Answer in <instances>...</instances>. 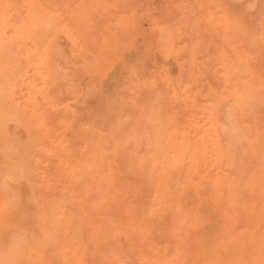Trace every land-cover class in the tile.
I'll list each match as a JSON object with an SVG mask.
<instances>
[{
  "label": "rangeland",
  "instance_id": "obj_1",
  "mask_svg": "<svg viewBox=\"0 0 264 264\" xmlns=\"http://www.w3.org/2000/svg\"><path fill=\"white\" fill-rule=\"evenodd\" d=\"M67 1H68L67 4H69V6H68L69 9L68 8L67 9L70 11L69 14L66 13V16H68V18H69L67 20V22L70 25L69 28L70 29L73 28L74 32L73 33H71V32L70 33H65V32H62V31H58L59 34H57V33L55 34L56 36L57 35L58 36L56 37L54 35V38L56 37L55 38V40L57 41L56 43L60 47L61 52H62L61 57L56 58L55 62H54V65L56 66L57 71H58L56 74H54L52 76V78L56 77L55 79H52L51 77L47 78L45 76L43 78L42 77L40 78V76L43 75L42 67H39L40 65H37L34 61H29L30 62L29 63V62H26V61L22 60V63H21V60L17 59L15 61L14 65H13L14 62H12V63L10 62L8 64H6V63L5 64L4 63L1 64L0 63V70H1L2 67H3L2 69H4V71L0 73V85H1L0 86V92H1L0 93V134H1L0 135V142H1L0 143V176H1V174H3V175L8 177L7 178L8 180L4 179V178L2 179L0 177V180H1L0 181V183H1L0 184L1 185L0 186V202L2 201L1 202L2 204L0 203V214L2 213L0 215L1 216V218H0V251L2 250V252H0V261L2 260V263L5 262L4 264H6V261H7V263L10 264V263H12L13 260H9V259H11L13 256H16L17 253L20 254V258L18 259L17 263H15V261H13L14 263H12V264H22L23 261H25V260L30 261L31 255L36 252V250L33 248V245L37 241H41V238H43L42 240L45 243V245L43 244L42 247L44 248L45 246H48L47 249L48 248L50 249L51 255H52V253L55 254L53 252V248L55 249L57 247V245L61 241L62 236L65 235V220H66V218L68 216L72 217V219H73L72 221H74V219H77L76 221L78 223L80 222V224H82L83 226L85 224L84 221L86 222V219L89 218L90 221H87L88 223H86L88 229L90 227L93 228L95 222H97V221H95L93 223L91 222V221H94V219H91V218H93L95 216L96 219L98 218V222H99V219H100L101 222H103L105 224V227L108 228L107 229V230H109L108 232H112V233H110V234L108 233L110 235V236L108 235L110 238L108 239V241L106 242L105 246L103 247L104 249L101 248L100 250L99 249L95 250V251L99 250L97 252L98 253V257H94L96 252L93 251L92 248H94V245H96V244H95L94 240L92 239V235L90 234L88 236L89 239L87 240L88 241L87 242V248H86L87 251L85 253V260H86L85 263L86 264H89V263L91 264L92 260L93 261L95 260V259L92 258V256L88 257V256H90V254L93 255L94 258H98L97 259L98 262H96L97 264H105L104 263L105 261H106V264H120V263H123V264H136V255H137V253L139 251L146 252L147 249L149 248V245H150L151 242H153L157 247L162 249V251L165 252L166 255L169 254V257H172V255H171L172 251L178 250V249H182L183 250V252H182L183 253V260H184L182 262V264H189L188 260H189V254H190L189 253V251H190V241L192 239V236H188L185 239L187 241L179 240V239H182V238L174 236L176 230L178 229V227H177L178 216H177V214H176L174 209L167 208V210H164L162 213H158V214H156V215H154L152 217H148L147 216V214L145 212H146L147 209H150V207H151L152 187H153V185L152 184H148L147 182L137 183L138 175L136 174V172H138V169H137L138 165L136 163L139 161V159H141L142 156H145L144 158L142 157V159H145V158L150 157L151 155H154L156 153L155 151H159L157 149H159L158 145H159L161 137H159L160 134L155 135L156 132L154 133V129H155L154 126H153L154 123L151 124V122H153L152 121L153 120L152 111H153L154 114L158 112L156 110H159L161 108H163L162 110L166 111L167 114H174L176 112L175 110H178V109H182V110L184 109V110H187V111H191L192 113L194 112L193 114L191 113L193 115V117H191V115L189 113H187L186 111H185L186 112L185 116H182L184 113H182V110H181L182 114L180 115V113H179V116H182L181 117L182 119L180 118L181 121L184 122L183 119L186 120V118H185V117H187L186 114H189L190 117L188 116V120L192 118L191 120L197 122L198 125H202V126H200L201 129H204V128L206 129V126L204 125L206 123V120L204 122V118H203V117H205V116H203L204 115L203 110L205 108H203V106L204 107L206 105L208 106V104L210 105V103H211L210 102L211 95H209L208 92H209V90H213V92H215L216 89L217 90H219L220 88L223 89L225 87V85H227V83L225 82L223 76H222L223 78H221L222 81L224 80L223 82L221 81L222 84H220L221 82L218 79L219 76L223 75V73L221 72L222 71L221 64H218V63H220V60H221L220 59V48H221V45H223L222 42H224V43L226 42L227 44H230V45L233 44L236 47V49H238L237 46L239 44L241 46V49L244 50L245 52H247L250 55L251 59H250L249 63L253 64V63L257 62V61H258V63H260V62H262V59H263V62H264V46H263L264 45V33L260 34V31L259 32L255 31L256 30L255 28L258 25L257 23H259L261 20H264V1L263 0H259V3H257L255 5L256 7L254 6L255 8H253V10H251L252 8L250 9L251 12H250V10L246 9L244 7V5H241V10L240 11L244 12V13H241L238 18H241V21L243 20L244 27L246 29H249L247 31V33L244 34V36L243 35L241 36L240 34L235 33V32H228V31L225 30V28L223 26V18H221L222 16H221V13L219 11L222 10V9L229 11V8L227 7L228 8L227 9L226 7H224V2L222 3L223 0H197V1L196 0H174V2H173V0H163V1L162 0H144V2L146 1L144 3V5H143V1L136 0V4H138V5L140 4L139 6L143 5V8L142 7L138 8V5H136V7L134 5V9L136 8L135 9L136 11L134 9L132 11L128 10V12H129L128 13V17H125V18H124V16H127L126 15L127 12L125 13V11H123L122 13H124V15L121 13L120 16L118 14V11L120 12V9H121L120 7H117V6H119L118 5V3H119L118 0H110V1H108V0H106V1L105 0H101L100 1L99 0L100 2L96 1V0H89V1L85 0L86 1L85 4H84V0H83V2L81 0H78V1L75 0L76 2L72 0L71 1L72 4H71L70 0H67ZM112 1H114V3ZM123 1H122V3H123ZM133 1L134 0H127V1L125 0L124 2L126 4L121 5V6H123V7L124 6H128L129 7V5H127V2L134 4ZM191 1H195L196 5H192V7L190 6V8H189L188 5L192 4ZM74 2H75L76 5L74 4ZM87 2H88V4H87ZM107 2H111V3H107ZM202 2H203V4H202ZM105 3L107 5V7L105 6ZM122 3H121V0H120V4H122ZM86 4L89 7L86 8V6H85ZM222 4H223V6H221ZM71 5H73V6L71 7ZM161 5H163V6H161ZM81 6H83V7H81ZM111 6H113V8H114V9L112 8L113 10L111 9L112 12L109 11ZM167 6L169 8H167ZM128 7H125V8L127 9ZM171 7L174 9V11H175L174 13H173V10L171 9ZM107 8H109V10ZM125 8H124V10H125ZM131 8H133V5H132V7L130 6V8H128V9H131ZM183 8H184V10H183ZM193 9H194V11H193ZM73 11H75V12H73ZM89 11H90L91 14L95 13V14H93L94 16L90 15ZM137 11H138V13H137ZM178 12H180V13H178ZM156 13H157V17H156ZM173 14H177V15L179 14V16L173 15ZM81 15H83V16H81ZM103 15H106V16H103ZM114 15H116L117 17L118 16L119 17L123 16V19L119 18V17L116 18V17H114ZM130 15H131V18H130ZM167 15H169L170 17L167 16ZM171 15H173L172 18H171ZM199 15L201 17L198 18ZM89 16L90 17L91 16L94 17V19L92 17L89 18ZM134 16H135V19H134ZM174 16H176L175 17L176 20H175ZM205 16H206V18H205ZM244 16L248 17L247 19H249L250 21L247 22L248 20L245 19ZM70 17L72 19H70ZM79 17H81V18H79ZM95 17H98V19H99V21L97 19L96 24L93 21V20H96ZM101 17H103L104 20H105L106 17H108V18H106V22H105L103 19H101L103 21L100 20ZM196 17H197L198 20L194 22V20H196L195 19ZM256 17H258L259 19L258 18L256 19ZM115 18H116V20H115ZM126 18H128L127 21H126L127 24L124 25L125 24L124 21L126 20ZM202 18H203L204 22H203ZM85 19H86L87 22L85 21ZM89 19H91V21H88ZM108 19L109 20L113 19V20L108 22ZM117 19L120 20V21H117ZM172 19L174 20V22H173ZM183 19H185V20L183 21ZM220 19H221V21H220ZM253 19L254 20L256 19V20L255 21H251ZM180 20H182L181 21L182 26L180 25ZM81 21H83L84 23L81 22ZM148 21H150V22H148ZM158 21H159V23H158ZM161 21H162V23H161ZM97 22H102L101 23L102 26L99 27ZM130 22H135V23H130ZM220 22H221V24H220ZM245 22L246 23H251L252 22V23L251 24H246ZM253 22L256 23V24H253ZM74 23H76L75 26H73ZM81 23H83V25H81ZM115 23L117 25H115ZM139 23H141V24H139ZM195 23H197L196 24L197 26H195ZM199 23H201V25ZM101 24H99V25H101ZM103 24H104V26H103ZM132 24H133V26H131ZM158 24H160L161 26H159ZM212 24H213V26H212ZM252 24L255 25V26L252 27ZM85 25H86V27H85ZM129 25L132 28L134 27V29L130 28V32L132 30L131 33H133V34L137 33V35H134V37L131 36V33L129 31H128V36L125 37V32H126V30H127ZM191 25H193V27ZM214 25H216V26L214 27ZM94 26H97V27H94ZM137 26H138V28H137ZM101 27H103V28L105 27V28L102 29ZM183 27H184V29L182 30ZM196 27H198V28L200 27L199 29H200L201 32L198 31L199 29L196 28ZM79 28H81V29H79ZM90 28H94V30L90 29ZM169 28L174 29L173 32H175L176 35H178V36H176L173 32H171L172 30L171 29L169 30ZM190 28L191 29L194 28L193 30L195 31L196 34H194V32L192 33L193 30H191ZM210 28L212 30H214V31L212 32V30ZM216 28H219L220 31H219V29L216 30ZM258 28H259V25H258ZM95 29L96 30L99 29L98 30L99 33ZM139 29H140V33L138 32ZM164 29H166V30H164ZM187 29L190 30V31L188 32ZM250 29H252L253 31L250 30ZM87 30L90 31V32L87 33ZM134 30H135L136 33L133 32ZM111 31H113L112 33H114V34H111ZM210 31L212 33H214V34H212L213 36L211 35ZM108 32H110V34L106 35ZM185 32H186V34H184ZM199 32L200 33H204V35H205V33L209 32L211 36L206 38L207 35L204 36L203 34H200ZM129 33H130V36H129ZM142 33H144V35ZM190 33L192 35H189ZM145 34H146L147 38L145 37ZM99 35H101V36L99 37ZM150 35L154 36V37H151ZM93 36H94V38H93ZM123 36H124V38H127L128 41H125L126 39H123ZM141 36H142V38H141ZM165 36H166V38H165ZM188 36H190L189 38H190L191 41L194 38H195L194 40H196V41L193 40V42H191L190 40H188ZM239 36H240V38H239ZM174 37H176V38H174ZM196 37H198V38L196 39ZM243 37H245V38L247 37L246 40L248 41L249 44H247V43L244 44L243 40L245 38H243ZM248 37H249V39H252L251 42L248 39ZM258 37H259V39H262V41H260L258 39ZM98 38H101V39H99L100 41L98 40ZM129 38L132 39L133 42H131L132 41L131 40L130 41L131 43H130L129 42V40H130ZM220 38H221V40H220ZM88 39H90V40L88 41ZM109 39L110 40L112 39V41H115V42H112V44L115 43V44H113V47H109L110 46L109 44H111L109 42L110 41ZM113 39H115V40H113ZM118 39H120V42L117 43L116 41H118ZM140 39H141V41H140ZM146 39H148V40H146ZM163 39H164V41H163ZM200 39H201V41H199ZM204 39H206V40H204ZM237 39H238V41H237ZM96 40H98V41H96ZM152 40L155 41V45L156 46L155 45L152 46L153 49L150 50L151 49V45H153V43H154ZM246 40H245V42H247ZM145 41H147V43H150V47L148 46L149 44L147 45ZM203 41H204V43H203ZM254 41H256L257 43H255ZM138 42L141 43L142 45L138 44ZM134 43H136V44H134ZM187 43L189 45L192 43L191 46L193 45L194 47L192 46L193 48L191 47V49L194 50V52L190 51L191 50L190 46L186 45ZM259 43H262V45L259 44ZM117 44H118V46L120 44L121 48L118 49V47L116 46ZM170 44H171V46H170ZM127 45H129V46L127 47ZM143 45H144V48L146 46H148L149 48L148 47L147 48L150 50V52H152V54H150L149 51L146 52L147 48L144 50L143 49ZM163 45L165 46L164 48H163ZM178 45H179V48H177ZM124 46H125V49H123ZM166 46H170V47L167 48ZM204 46H206V50L203 49V48H205ZM210 46L211 47L213 46V48H211ZM129 48L130 49L133 48L135 50V52L133 50H130ZM187 48L190 49V50H188V51H190V55L192 54L191 56L189 55L190 56L189 59L186 56ZM214 48L216 49V51L214 50ZM136 49H137V54H136ZM255 49H257L259 51H255ZM128 50H129V52H128ZM169 50H171V51H169ZM207 50L210 51V52L212 51L211 54H209V52ZM205 51H206V54L204 55ZM96 52H97V54H96ZM133 52H134V54H136V55H134L135 57H132L133 56ZM139 52H140V54H139ZM201 52H202V55H201ZM213 52H214V54H213ZM250 52H251V54H250ZM257 52H258V54H261V52H262L263 55L259 56L260 58H255L253 60V57H257L256 56ZM175 54H177V55H175ZM188 54H189V52H188ZM252 54H253V56H251ZM104 55L106 57H108V58H106ZM180 55L184 56V58L187 57V59L183 60V58ZM85 56L88 57V58L91 57L92 60L90 58L89 59L86 58ZM137 56H139V57H137ZM204 56H206V57H204ZM215 56H217V57H215ZM104 57H105V59H104ZM109 57L111 59H109ZM140 57H143V58H140ZM197 57H199V59L201 57H203L201 59L202 60L204 59V65H203V61L201 59L197 60ZM113 58L115 60L114 63H113V61H111V60H113ZM118 58H119V60H118ZM179 58H182V62H181V60ZM134 59H136L137 61H135ZM218 59H220V60L218 61ZM259 59H261V60H259ZM78 60H81V61H78ZM101 60L103 62H105V64L107 63L106 66L109 65L106 68L104 66V64H103L104 68L106 69L105 71H103L104 70L103 66L98 64V62H100ZM108 60H109V62H108ZM132 60H134V61H132ZM186 60H188L189 63H190L189 64L187 62V65H191V66L188 67L187 65H185L186 64ZM76 61H77L78 64L76 63ZM90 61H92V65L90 64L91 63ZM102 61H101V64H102ZM110 61H111V63H110ZM200 61H201V63H200ZM31 62H33L32 63L33 65L31 64ZM262 63H260V66L259 65L258 66L262 67L261 66ZM20 64H21V66H20ZM142 64H144V66ZM209 64H212L210 66L211 67L213 66V67L211 68L209 66ZM256 64L257 63H255V65ZM11 65L14 66L13 69H12V67H10ZM35 65H37V66H35ZM138 65H139V67H137ZM205 65H206V67H205ZM262 65L264 67V64H262ZM98 66L101 67V69L103 68L102 72H101V69H99L100 73H99V70H98V68H99ZM140 66L141 67L143 66V68L138 69V68H140ZM186 66L188 68H186ZM194 66H195V68H194ZM37 67H38V69L40 68L39 70H40L41 73L39 72ZM109 67H111V68H109ZM165 67L167 68V69H165L166 72L164 71ZM250 67L252 68V65L250 66V64H249V66H248V75L252 79L256 76V74L254 76L255 71H258V72L261 71V72L264 73V70H263L264 68L263 67L259 68L258 70H257L256 66H255V69H251ZM253 67H254V64H253ZM112 68H114V69H112ZM129 68L131 70H129ZM157 68H159L158 71H157ZM216 68H218V69H216ZM77 69H78V73L81 70L80 71L81 76H79L80 74L75 73V72H77ZM122 69H123V71H122ZM187 69H188V71L186 72ZM5 70H6V72H5ZM137 70H139L138 73H137ZM208 70H210V73L213 76H211V74L209 75V72L207 74H205V72L208 71ZM116 71H117V73H116ZM144 71H146V72H144ZM253 71H254V73H253ZM33 72L34 73L36 72V74H38L39 77L37 75L35 76V74ZM142 72H144L145 75ZM147 72H148V75H147ZM199 72H200V74H198ZM24 73H25V75H24ZM70 73H72V74L70 75ZM102 73H105L106 75L102 74ZM135 73H137L136 75L138 76V77L136 76V79L139 80L138 82L136 81L137 83H139L137 86H135L136 85V83H135L136 79L134 77ZM186 73H188V74H186ZM215 73H217V75ZM260 74L261 73H259L258 76L255 77L256 79L255 78H254V80L250 79V81L253 84L255 83V85L264 84L263 83L264 82V77L260 78L259 77ZM74 75L76 76V78H75ZM94 75H96V77H94ZM104 75H105L106 78H102V77H104ZM141 75H144V76L141 77ZM174 75H175V78L173 79ZM198 75H200V76H198ZM202 75H204V76H202ZM206 75H208L207 78H206ZM99 76H101V77H99ZM184 76L188 77V78H186L187 80L184 78ZM196 76H198V77H196ZM209 76L213 78V80H211V81H212V83L214 85L217 82V86L218 85H220V86L222 85V86L221 87L220 86L219 87H217V86L214 87L213 85L211 86V83L209 82ZM260 76H262V75H260ZM21 77L24 78V80ZM115 77H116V79H115ZM118 77H119V79H118ZM132 77L135 80L131 81L133 79ZM156 77H158V78H156ZM164 77H165V79L167 81L164 79ZM74 78L76 79L77 82H75L73 80ZM196 78H197V80H196ZM41 79H42V82L40 81ZM112 79H113L114 83H116V84L110 82V81H112ZM125 79H127V80H125ZM151 79H152V81H151ZM156 79L161 81L160 82L161 84L163 82L165 84H168L169 82H171V83L176 84V85H178V84L179 85H183L184 84V85H186L188 87L191 85L189 87L190 88L189 90L191 92L190 94H191L192 98H190L188 101L190 103L192 102V105H193L194 108H196V110L194 109V111H193V107L191 105L188 108L187 106H184L183 104L182 105L186 109L183 108V107L175 108V106L176 107L177 106H181L180 103H183V100H178L177 101L178 105H176V104L174 105L173 104V107H172L171 106L172 104H170L168 106L167 104L170 103L169 101L173 100L171 98V94H169V92H170L169 91L170 90L169 86L165 85L164 83H163L164 85L158 84L159 81H157ZM183 79H184L185 82L183 81ZM189 79H191V80H189ZM52 80H53V82H52ZM94 80H96V81H94ZM245 80H247V79L246 78L244 79V77L241 78V80L239 78H234L233 80H231L228 83V87L229 86H232V87L234 86V88L238 87L239 84L237 86V83H241V81H242V83H241V85H242L245 82ZM256 80H257V83L255 82ZM72 81H74V83ZM86 81H87V83H86ZM108 81L110 82V84H107V83H109ZM127 81H128V83H127ZM178 81H180V82L178 83ZM133 82L135 84H133ZM186 82H188V84ZM224 82H225V84H224ZM234 82H236V83H234ZM97 83H99V84H97ZM123 83H124V85L122 86L123 88H121V85ZM151 83H152V85H151ZM189 83H190V85H189ZM18 84H20L19 85L20 88H19ZM207 84H209V85L207 86ZM63 85H65V86H63ZM95 85H97V87ZM103 85H105V86H103ZM109 85H111V86H109ZM113 85H114V87H112ZM144 85H146L147 87L144 86ZM193 85H194V88H193ZM40 86H42L43 89ZM88 86H89V88H87ZM106 86L108 87L109 90L106 88ZM133 86H135V87H133ZM138 86H140V87H138ZM164 86H165V88H164ZM260 86H259V88L258 87H255V88L257 89V91H258V93L260 95V98H261L260 103H258L259 106H261L260 107V109H261L262 107L264 108V98H263L264 97V92H263L264 91V87H263L264 85H262L261 87ZM36 87H37L38 90L36 89ZM103 87H105V89ZM262 87H263V89H262ZM54 88L55 89L58 88L57 89L58 91H56ZM134 88H135V90H136V88H138V91L140 93H142L141 95H139L141 97V100L138 99L139 101L137 100V98L139 96L135 93V92L138 93V91L137 90L135 91ZM160 88H164V90L166 89V92H164V96L162 95L163 92L159 93L161 91ZM39 89L40 90L42 89L41 91H43V92L41 93V91ZM61 89L64 92L63 91L61 92ZM110 89H111L112 92L110 91ZM140 89H141V91H140ZM24 90H27L28 92H25ZM157 90H159V91H157ZM164 90L162 89V91H164ZM223 90H220V91H223ZM2 91H4V92L2 93ZM49 91L54 92V94L49 92ZM55 91H56L57 94H59V96L60 95L61 96L57 98L55 96V95H57V94H55ZM152 91H155V92H152ZM220 91H219V94L221 93ZM105 92H107L108 94L107 93L104 94ZM61 93L64 94L63 96H65V98H62V94ZM101 93L104 94L103 96L105 98L102 96ZM193 93L197 94V96L194 95ZM215 93H218V91L215 92ZM28 94H29V96H28ZM52 94H53V97H52ZM132 94H133L134 98L133 97L129 98L128 95L131 96ZM149 94H150V96H149ZM152 94H153V96H155V98H153ZM167 94L170 96L171 100L167 99L168 96H166L167 98L165 97V95H167ZM111 95H112V98H110ZM117 95H120L121 97H119ZM158 95H159V97L157 98ZM113 96L114 97L116 96V98L113 99L114 98ZM160 96L162 97V99L160 98ZM66 97H67V100H66ZM117 97L121 98V99H118ZM147 97L148 98L150 97L149 99L151 101H149V99ZM163 97L165 99L169 100V101L166 100V102H168L167 104L165 102V99L163 100ZM195 97L198 98V99H196ZM60 98H62L63 100L65 99V101H64L65 103L62 102V104H63L62 106H61V101L57 100V99H60ZM144 98H147V99H144ZM156 98L159 99V100H157ZM109 99H112V100H110V102H112V103H113V100L118 99V100L114 101V103L117 105V107L121 106V107H119V109H121L123 113L118 111V108L116 107V105L114 103L113 104L110 103V102L108 103ZM119 100H121V101H119ZM153 100H155V102ZM156 100H157V102H156ZM198 100H199V102H198ZM202 100H203V102H202ZM80 101L83 104H80L81 103ZM118 101L120 103H118ZM146 101L147 102L149 101V102H152V103L150 104L148 102L149 104H147ZM162 101L165 102V104L161 103ZM59 102H60V104H59ZM77 102H78V104H76ZM141 102H143V103L140 104ZM144 102H146V103L144 104ZM175 102H174V100H173V102L171 101V103H175ZM189 102H188V104H189ZM208 102H210V103H208ZM25 103H27V105ZM107 103L111 104V105H108ZM106 104L108 106V109H106L107 107H105ZM128 104H129V106H127ZM132 104H133V106H132ZM156 104L159 106V108H157V109H156V107H157ZM159 104L163 105V106H160ZM198 104H200L201 106L199 105V107H198ZM76 105H79V106H76ZM124 105H125V107H124ZM148 105H152V106L154 105V107L152 108V106H148ZM111 106H113L112 109H111ZM131 106H132V108H131ZM134 106H136V107H134ZM139 106H142V108H139ZM5 107H7V108H5ZM126 107L129 108V109H127ZM168 107H169V109L171 108V110L167 109ZM191 107H192V109H190ZM200 107H201L202 110L200 109ZM256 107H254V108L251 107L250 112L246 113L243 116V120H244L245 123H247L248 126H252V124L254 122H256V123L259 122V124H261L262 122L264 123V120L261 121V123H260V120H261L260 118L261 117L258 118L259 115L256 114L255 112H253V111L256 110ZM101 108L106 113L102 112ZM137 108H138V110L139 109H141V110L140 111L137 110L138 112H136V111L133 112L134 116H132V114H131L132 110H135ZM111 110H112V112H111ZM125 110H127V112H125ZM167 110L171 111V113L167 112ZM261 110H263V109H261ZM93 111L96 114V116H93V114H92ZM96 111H98V112H96ZM172 112H174V113H172ZM177 112H180V111L178 110ZM97 113H98V117H97ZM111 113H113L112 117H115V118L118 115L117 116L118 117L117 121H116L115 118H112L111 116H109V115H112ZM134 113L138 114V115H135ZM143 113H145V115ZM198 113H199V116H198ZM252 113H254V114H252ZM262 113L260 111L259 114L263 116L264 115V110L262 111ZM102 114H103V116H102ZM177 114L178 113H176V115ZM104 115H108V118H107V116L104 117ZM143 115H144V119L146 118L147 121H148V119L149 120L152 119V120L148 121L149 125H147L146 119L144 120L142 118ZM89 116L93 117V120ZM100 116H102V117H100ZM135 116L136 117L139 116V118L141 120H139L138 117H137V119H138L137 120ZM179 116H177L178 119H179ZM194 116H196V118H194ZM85 117H89V118H85ZM110 117H111L112 120L110 119ZM201 118H203V119H201ZM249 118H253V119L252 120H248ZM106 119H107V121H105ZM108 119H110L111 122H108L109 121ZM113 119H114V122H113ZM130 119L132 121H130ZM142 119L144 120V122L146 123L145 125H147V126H145V125L142 126L143 125ZM200 119H201V121H200ZM96 121H98V122H96ZM67 123H71V124L74 123L73 126L77 124V126H76L77 128L76 129L75 128H70L69 129V127H71L69 125H71V124H67ZM112 123H113V125H112ZM138 123H139V126H137ZM114 124H118V125L115 126ZM135 124H136L137 128H136V131L134 132V129L130 128V127H134ZM112 126L113 127L115 126L116 128L114 127L112 129ZM127 126L131 130L130 129L128 130L126 128ZM152 126H153L154 129L152 128ZM85 127H91V128H93L96 131V134H97V137L95 136L96 139L99 137V133H101V135L102 134L105 135L106 138L108 137L110 139V141L114 138L112 140V142L114 141L113 142L114 144L112 143L113 146L111 145V143L109 142V139L107 138V146L105 148V155H106L105 159L106 160L105 161H101L99 163L100 164L99 165V171L100 172L98 171V173H95L94 176L91 175L89 177H86V176L84 177V176H79V175L78 176L71 175V174H69V170H68V166H67L68 165V160H69L67 158L68 155H71L70 159L72 160V157H74L73 155H76V156L81 155L80 152H82L83 149H84L82 143H83L85 138L82 140L80 137H77L78 139L76 141L75 135L76 136H79V135L81 136V133H83V135L81 136V137H83L85 135V133H84V128ZM146 127H148V128H146ZM149 127L152 130L151 133H150ZM73 129H75L76 131H74ZM77 129L79 131H77ZM111 129L114 130V131H112ZM146 129H148L149 132ZM141 130H144V132L141 131ZM262 130L264 132L263 125H262ZM63 131H65L66 134L63 133V135H62ZM14 132H15V134H14ZM140 132L142 133L143 136L140 134ZM146 132H148L150 134H148ZM152 132H153V134L155 136H158V137H156L157 141L154 139L155 136L151 137L152 136ZM11 133L13 134V140L14 141L11 140L12 139V134ZM136 133H138V135H136ZM139 135H141V136H139ZM70 136H72V137L74 136V137L72 138ZM60 137H62V138H60ZM119 137H120V139H119ZM122 137H123V139H122ZM8 138H10V139H8ZM17 138L20 139V140H16ZM149 138H150V140H149ZM117 139L122 140V141L118 140L117 141L118 144L121 143V144L125 145L129 141L130 143H128V144L131 145V142H132L135 145L133 146V144H132L133 149L128 144H126L125 147L123 145H120L122 147H120V146L119 147L118 146L114 147V145H117L115 143ZM153 139H154V141H153ZM74 140L76 141V144L74 143L75 144L74 146L69 147L70 144H71V141L73 142ZM126 140H128V141H126ZM132 140H134L135 142L132 141ZM64 141H65V143H64ZM263 141H264V138H263ZM122 142H124V143H122ZM139 142L140 143L145 142L146 144L142 143L143 144L142 145ZM148 142H151V143L149 144ZM153 142H154V144L152 145ZM60 144H62V145H60ZM136 144H138L140 146H138V145L136 146ZM76 145L78 146V148H77ZM141 145H142V147H141ZM149 145H150V147H149ZM16 146H18V147H16ZM80 146H82V148ZM129 146H130L131 149H130V151H127V150H129L127 148ZM147 146L149 147V149H151V148L154 149V151L146 149ZM153 146H155V148L156 147L157 148L155 149ZM68 147L69 148H73L74 147L73 151H78L77 153H79V154H77L76 152H75L76 154L72 153L73 151H71V149L69 150ZM109 147L110 148L113 147V148L110 149ZM10 148H12V150L13 149L14 150L12 151ZM75 148L77 150H75ZM107 148L109 149L110 152H108ZM121 148H123L122 150H125V148H126L127 152H125V151H119L118 152L117 150H114V149L120 150ZM142 148H145L146 150L144 151V149H142ZM112 149L115 151L114 153H113ZM134 151H135V153H134ZM143 151L145 153L148 152L147 154H149V153L150 154L146 157L147 154H144V155L141 154V153H143ZM262 151H264V147L262 148ZM120 152H122V154ZM70 153H72V154H70ZM110 153H111V158L112 159L109 158L110 157ZM132 153H133V156L131 155ZM10 154H12V155L10 156ZM244 154L247 157L244 156ZM248 154H250V156ZM261 154H263V152H261ZM65 155H66V157H64ZM108 155H109V157H108ZM136 155L137 156L138 155H140V156L142 155V156L141 157L138 156V158H136L137 157ZM263 155H262V158H261L260 156H257L254 153L252 154L249 151L247 152V149H245V147H242V146H241V151L238 150V154H237L238 157L236 158L237 161H236V165L235 166H237L238 172L240 171V168H241V171L243 169L244 172L243 171H242L243 173L239 172V174H241L242 177L245 176L243 178V179H245L244 182L247 181L249 178H255L254 180L258 181L259 183H263V181H264L263 179L264 178L262 176H263L264 169L262 167H261L262 169L259 168V166H263L264 167V156ZM76 156L73 159L74 162L78 160V157H76ZM118 156H120L122 158V161H119V159L117 160ZM242 157H243L244 160L241 159ZM64 158L67 160V162L65 161ZM247 158H249V159H247ZM255 159H256V161L258 160V162H255ZM71 160H70V162H73V160L72 161ZM107 160L108 161L111 160L112 164L115 165V166L113 165V173H112V179L114 180L113 183L116 181V183L117 182L119 183V187H121L123 185L124 187L128 188L127 192L129 190L132 191L133 188H136V192L137 191L138 192L135 193L136 195L133 193V195L135 196V199L132 198V196H130L131 197L130 198L129 195H128V196L120 199L119 201H115V200H112L111 196L107 195L108 188L104 187L107 184V180H109V178L107 176V174H108V166H107L108 163H107ZM131 160H133L132 163H129V162H131ZM134 161H135V163H134ZM119 162H120V165H119ZM126 162L128 163L129 167L127 166V164H125ZM253 162L254 163H258V164L262 163V164H260L259 166L256 164L258 166V167H256V166H254L255 164H253ZM250 163L253 165V167L250 165L252 170L256 169L254 172L257 171L258 174L257 173L256 174L259 175L260 178H257L256 177L257 175L253 171H252L253 173L250 172V174H252L253 176L255 175L254 177H251L252 175H250L249 172L248 173L246 172L245 166L248 167ZM1 164H2V166H1ZM4 164H5V167H7V169L4 167ZM7 164H8V166H7ZM131 164H132L133 167L131 166ZM242 164H244V166H242ZM135 165H137V166H135ZM101 170H102V172H101ZM104 170H105V172H104ZM231 170H233L232 167H231ZM231 170H229V172ZM248 171H251V169L250 170L248 169ZM134 172H135V176H136V181H135ZM245 172L247 174H245ZM261 172H262V174H261ZM243 174H244V176H243ZM243 179H241V182L243 181ZM259 179H260V181H259ZM81 180L84 181V182H82ZM85 180H87V181H85ZM96 180L98 181L97 183L95 182ZM90 182H91V184H90ZM19 183H20L21 186L19 185ZM79 183L82 184V187H80L81 185ZM118 183H117V186H118ZM89 184H90V186H92L94 184L92 187H95L96 189L90 187ZM2 185L3 186L4 185H6V186L8 185V186L7 187L4 186V187H6V189H5ZM75 185H76V187H75L76 190L73 188ZM102 185H104V186H102ZM68 186H70L72 189L69 188ZM77 186L79 187L80 190H78ZM244 186L242 187L243 189H242L241 196H239L237 199H234L232 202H224L223 207L225 206L226 208H225V210L223 208V211L225 213H227L228 215H231V213L228 212L229 210H231V212H233V211L236 210V208L237 209L239 208L238 205L240 204V201H242L241 199H242L243 196L247 197V199H250V197H248V196H251L252 199H254V200L257 199V201L262 196H264V195H260L262 192L261 193H257L255 191L257 194H259L258 195L259 198L258 197L256 198L255 196H257V195L253 194L255 192L252 189V187H249V186H245L244 187ZM100 188L104 189V191H102V189H100ZM207 189H208V192L205 191ZM249 189H250V191H249ZM5 190H8V191H5ZM203 190H204L203 192H206L207 195L209 196L208 197L205 194L204 198L206 199L207 202L209 201V204L211 206V203L213 202V196H210V195H212L211 191H210V186L209 185H204ZM251 190H253V191H251ZM75 191L76 192L79 191V192L76 193ZM190 191H192V190H190ZM102 193H104V198L99 199L100 195ZM9 194H10L11 197L9 196ZM187 194H189V195L191 194V193H189V190L186 192V198L191 200V197L193 196L192 195L193 193L190 195L191 197L189 195H187ZM262 194H264V193H262ZM81 195H82L83 198H81ZM86 195L91 196L90 197V199L92 200L91 202H89L90 200L88 201L87 198H89V197H86ZM27 197H28V200H27ZM10 198H12V199L14 198V199L10 200ZM84 198H86L87 200H85ZM57 199H59V200H57ZM190 200H188V201H190ZM192 200H194V199L192 198ZM56 201H58V202H56ZM74 201H75V203H74ZM236 201H238V202H236ZM257 201H255V202L253 201L254 205L257 203ZM31 202L34 203V204H32ZM84 202L85 203L89 202L86 205L88 206L87 208H90L88 210L89 211L91 210L90 215H89V211L87 212L86 211L87 210L86 207H84L85 206ZM186 202H187V199H186ZM80 203L83 205L84 209H86L85 211L88 214H86V212L83 210V207L81 208V206L79 205ZM26 204H28L30 206H28ZM243 204H244V202L242 201V205ZM17 207L19 209H17ZM74 208L77 209V211H75ZM78 208H80V210ZM227 208H228V211L226 210ZM8 209H9V211H8ZM16 209H17V212H16ZM74 211L78 212L79 214L75 213ZM263 211H264V209H263ZM84 212H85V214H84ZM243 212H244V210H243ZM243 212H240L239 213V217L236 219V223L234 225V227L236 229L233 227V229L231 231V228H227L228 227L227 223L222 218L220 219V221L218 223L219 225H217L218 227L216 228V233L214 235V240H216L217 243H221L220 245L223 246L221 248L222 249L221 253H223V255L226 254V252H227V250L229 248V247L228 248H226V247L229 245L228 242H229V239L232 237V235L237 237V238L234 237L232 239H235L236 241L241 240L240 243L241 242L244 243L243 241H245V239H246L245 242L248 241L247 236H249V233L251 231H253V230L256 231L258 229L256 226L255 227L252 226V224H253L252 222L250 224V221L247 218V214L245 215L246 212L244 214H243ZM92 213H93V217H92ZM31 214H33V216ZM240 214L244 215L247 218V220H246L247 222H245L246 218H244L243 216L241 217ZM14 215H16V216H14ZM25 215H26V217H25ZM83 215H86V216L83 218ZM2 216L5 218V220H4V218ZM12 216L14 218H11ZM129 216H134V218L137 217V219L139 218L138 220L141 221L143 223V225L146 226L145 228L146 229L148 228L147 230L149 231V233H148L146 238H144V239L139 238V241H137L138 238L135 237L134 239H136V240L130 241L131 243L130 242L126 243V239L121 238L122 236H118L117 235L118 233H120V231H118V230L122 228V223L125 222L129 218ZM9 217H10V219H9ZM15 217H16L17 220L15 219ZM240 217L243 218L242 221H241ZM2 218H3L4 221L1 220ZM24 218H26V219H24ZM42 218H43V222H42ZM11 220L12 221L14 220L13 221L14 223ZM238 220H240L241 222L239 221V223H238ZM3 222L5 224H8V225H5ZM89 222L92 224L91 226L89 225ZM248 222H249V224H248ZM16 223H18V224H16ZM43 223H44V225H42ZM236 224H237V227H236ZM254 224H255V222H254ZM53 226H54V228H53ZM225 226H227V227H225ZM250 227H252V228L250 229ZM9 229L11 230V232H10ZM28 229H29V231H28ZM36 229H37V231H35ZM55 229H57V230H55ZM17 230H18V232H17ZM31 230H33V231H31ZM223 230H224V232H225V230H228L226 232H229V233H223ZM12 231H14V232H12ZM45 233L49 237L48 236L46 237ZM14 234H15L16 237L14 236ZM28 234H30V235H28ZM227 234H229L228 237L226 236ZM45 237H46V239H44ZM218 237L219 238L222 237V238L219 239ZM223 237H226V239H224ZM38 238H39V240H38ZM51 238H53L52 241H54V242H51V240H50ZM175 238H178V240L175 239ZM31 239H33V240H31ZM21 240H22V243H20ZM15 241H17V242H15ZM48 241H49L48 244H52V243L54 244L55 242H56V244L50 246V245L47 244ZM11 242H14V243H12L13 246L11 245ZM16 243H19L21 246L19 245L18 248L14 247ZM121 243H122V248L121 249H123V250H121L118 247V246H121L120 245ZM191 244H192V242H191ZM89 247L90 248L92 247L91 251H90ZM12 248L14 249L16 254H15V252H13ZM43 248H42V250L44 252H47V250L43 249ZM119 249L121 251H119ZM115 250H116V253H114ZM117 251H118V253H117ZM224 251H225V253H224ZM4 253L6 255L5 257H3ZM50 253H49V251L47 252L48 255H50ZM209 253L213 255L212 249L209 250ZM115 254H119L118 259L121 258V257L123 259L121 261H119L116 258ZM1 255H3V256H1ZM7 255H9V256L7 257ZM10 255H12V256L10 257ZM96 256H97V254H96ZM202 261L203 260H201V262ZM208 261L209 260H204L203 263L204 264H208ZM212 261L213 260L209 261V264ZM201 262H199V263H201ZM0 264H1V262H0Z\"/></svg>",
  "mask_w": 264,
  "mask_h": 264
},
{
  "label": "bare ground",
  "instance_id": "obj_2",
  "mask_svg": "<svg viewBox=\"0 0 264 264\" xmlns=\"http://www.w3.org/2000/svg\"><path fill=\"white\" fill-rule=\"evenodd\" d=\"M72 0H70V2H71ZM73 1H75V0H73ZM76 1H78V0H76ZM75 1V2H76ZM82 2H83V0H81ZM89 1V0H88ZM96 1H99V0H96ZM101 1V0H100ZM99 1V2H100ZM106 1V0H105ZM108 1H110V0H108ZM122 1L123 0H121V3H122ZM125 1V0H124ZM123 1V3L122 4H120V0H118V5L119 6H117V7H120L121 9H120V12L118 11V14H119V16H120V14L123 12V11H125V13H126V15L127 16H124V18L125 17H128V10L129 11H132L133 9H134V5H135V7H136V5H138V4H136V0H134L133 2H134V4H132V3H129V2H127V5H129V7L128 6H121V5H124V4H126L125 2ZM127 1V0H126ZM141 1H143V5H144V3L146 2H144V0H141ZM163 1V0H162ZM197 1V0H196ZM264 1V0H263ZM75 2H74V4H75ZM113 3H114V1H112ZM140 2V1H139ZM173 2H174V0H173ZM192 2V4L191 5H188L189 6V8H190V6L192 7V5H196V3H195V1H191ZM194 2V3H193ZM224 2V7H228L229 8V11L228 10H224V9H222V10H220L219 12L221 13V18H223V26H224V28H225V30L226 31H228V32H235V33H238V34H240L241 36L243 35L244 36V34H246L247 33V31L249 30V29H246L245 27H244V25H243V20L241 21V18H238L239 17V15L241 14V13H244V12H241L240 10H241V5H244V7L246 8V9H248V10H250L251 8V10H253V8H255L256 6V4L257 3H259V0H223L222 1V3ZM68 3V1L67 0H0V63L1 64H8V63H12V62H14L13 63V65L15 64V61L18 59V60H21V63H22V60H24V61H26V62H29V61H34L37 65H40L39 67H42V73H43V75H41L40 76V78L42 77H51L52 78V76L54 75V74H56L58 71H57V68H56V66L54 65V62H55V59L56 58H59V57H61V54H62V52H61V49H60V47L57 45V41L55 40V38L58 36H56L55 34L57 33V34H59L58 33V31H62V32H65V33H73L74 32V30H73V28H69V24H68V22H67V20L69 19L68 18V16H66V13H68L69 14V8H68V6H69V4H67ZM86 3V1L84 0V4ZM107 3H111V2H107ZM138 3V2H137ZM164 3V2H163ZM71 4H72V2H71ZM87 4H88V2H87ZM87 4L85 5L86 6V8L87 7H89V6H87ZM116 4V3H115ZM165 4V3H164ZM163 4V5H164ZM170 4V3H169ZM202 4H203V2H202ZM76 5V4H75ZM132 5H133V8H131V9H128V8H130V6L132 7ZM140 5V4H139ZM138 5V8L140 7H142L143 8V5L142 6H139ZM150 5V4H149ZM163 5H161V6H163ZM187 5V4H186ZM198 5V4H197ZM263 5V4H262ZM62 6V7H61ZM73 5H71V7H72ZM91 6V5H90ZM100 6V5H99ZM105 6L107 7V5H106V3H105ZM151 6V5H150ZM171 6V5H170ZM221 6H223V4L221 5ZM255 6V7H254ZM79 7V6H78ZM81 7H83V6H81ZM92 7V6H91ZM96 7V6H95ZM103 7V6H102ZM125 7H128L127 9L125 8ZM68 8V9H67ZM85 8V7H84ZM83 8V9H84ZM113 8V6H111V8H110V10H109V8H107L109 11H111L112 12V10L114 9H112ZM124 8H125V10H124ZM145 8V7H144ZM163 8V7H162ZM167 8H169L168 6H167ZM227 8V9H228ZM82 9V8H81ZM93 9V8H92ZM105 9V8H104ZM112 9V10H111ZM136 9V8H135ZM134 9V10H135ZM165 9V8H164ZM171 9L173 10V13L175 12L174 11V9L171 7ZM196 9V8H195ZM94 10V9H93ZM99 10V9H98ZM127 10V11H126ZM140 10V9H139ZM144 10V9H143ZM183 10H184V8H183ZM244 10V9H243ZM251 10H250V12H251ZM102 11V10H101ZM136 11V10H135ZM134 11V12H135ZM151 11V10H150ZM179 11V10H178ZM193 11H194V9H193ZM73 12H75V11H73ZM85 12V11H84ZM83 12V13H84ZM114 12V11H113ZM144 12V11H143ZM158 12V11H157ZM181 12V11H180ZM180 12H178V13H180ZM216 12V11H215ZM101 13V12H100ZM103 13V12H102ZM132 13V12H131ZM130 13V14H131ZM137 13H138V11H137ZM167 13V12H166ZM193 13V12H192ZM206 13V12H205ZM67 14V15H68ZM89 14L90 15H93V14H95V13H93V14H91L90 13V11H89ZM112 14V13H111ZM117 14V15H118ZM123 15H124V13H122ZM159 14V13H158ZM165 14V13H164ZM202 14V13H201ZM215 14V13H214ZM97 15V14H96ZM99 15V14H98ZM136 15V14H135ZM141 15V14H140ZM160 15V14H159ZM166 15V14H165ZM173 15H177V14H173ZM173 15H171V18H172V16ZM203 15V14H202ZM81 16H83V15H81ZM94 16V15H93ZM103 16H106V15H103ZM109 16V15H108ZM118 16V17H119ZM163 16V15H162ZM167 16H169V15H167ZM177 16H179V14L177 15ZM216 16V15H215ZM220 16V15H219ZM92 17V16H91ZM90 16H89V18H91ZM114 17H116V18H118L116 15H114ZM156 17H157V13H156ZM170 17V16H169ZM176 16H174V18H175ZM185 17V16H184ZM199 17H201L200 15L198 16V18ZM245 17V19H247L248 17H246V16H244ZM79 18H81V17H79ZM93 19H94V17H92ZM106 18H108V17H106ZM106 18H105V20L103 19V17H101L100 18V20L101 19H103L105 22H106ZM111 18V17H110ZM116 18H115V20H116ZM119 18H122L123 19V16L122 17H119ZM130 18H131V15H130ZM141 18V17H140ZM168 18V17H167ZM191 18V17H190ZM205 18H206V16H205ZM216 18V17H215ZM258 17H256V19H257ZM70 19H72L71 17H70ZM84 19V18H83ZM95 19L96 20H93L94 22H95V24H96V21H97V19H98V17H95ZM127 19L128 18H126V20L124 21L125 22V24L124 25H126L127 23H126V21H127ZM134 19H135V16H134ZM133 19V20H134ZM164 19V18H163ZM196 20H194V22L195 21H197L198 19H197V17L195 18ZM212 19V18H211ZM255 19V20H256ZM259 19V18H258ZM78 20V19H77ZM103 20H101V21H103ZM111 20H113V19H111ZM111 20H109L108 19V22L109 21H111ZM132 20V21H133ZM159 20V19H158ZM173 20V19H172ZM175 20H176V18H175ZM185 19H183V21H184ZM202 20H203V18H202ZM248 21L247 22H249L250 20L249 19H247ZM254 19L253 20H251V21H255ZM85 21H86V19H85ZM88 21H91V19H89ZM98 21H99V19H98ZM117 21H120V20H118L117 19ZM122 21V20H121ZM181 21L182 20H180V25L182 26V24H181ZM188 21V20H187ZM220 21H221V19H220ZM246 21V20H245ZM72 22V21H71ZM70 22V23H71ZM77 22V21H76ZM81 22H83V21H81ZM87 22V21H86ZM148 22H150V21H148ZM168 22V21H167ZM166 22V23H167ZM171 22V21H170ZM173 22H174V20H173ZM179 22V21H178ZM193 22V23H194ZM203 22H204V20H203ZM84 23V22H83ZM83 23H81V25H83ZM98 23V26L100 27V26H102V22H97ZM114 23V22H113ZM119 23V22H118ZM130 23H135V22H130ZM158 23H159V21H158ZM161 23H162V21H161ZM184 23V22H183ZM187 23V22H186ZM206 23V22H205ZM211 23V22H210ZM219 23V22H218ZM246 23V22H245ZM252 23V22H251ZM251 23H246V24H251ZM88 24V23H87ZM99 24H101V25H99ZM139 24H141V23H139ZM179 24V23H178ZM192 24V23H191ZM197 23H195V26H197L196 25ZM200 25H201V23H199ZM220 24H221V22H220ZM219 24V25H220ZM253 24H256V23H254L253 22ZM252 24V27H254L255 25H253ZM258 25H259V28H258V25L256 26V32L258 31H260V34L261 33H264V20H261L259 23H257ZM73 25V24H72ZM71 25V26H72ZM76 25V23H74V25L73 26H75ZM91 25V24H90ZM107 25V24H106ZM115 25H117L116 23H115ZM159 26H161L160 24H158ZM186 25V24H185ZM203 25V24H202ZM72 26V27H73ZM103 26H104V24H103ZM121 26V25H120ZM131 26H133V24L131 25ZM136 26V25H135ZM139 26V25H138ZM138 26H137V28H138ZM142 26V25H141ZM140 26V27H141ZM192 27H193V25H191ZM194 26V27H195ZM212 26H213V24H212ZM216 25H214V27H215ZM247 26V25H246ZM251 26V25H250ZM80 27V26H79ZM83 27V26H82ZM85 27H86V25H85ZM94 27H97V26H94ZM149 27V26H148ZM165 27V26H164ZM163 27V28H164ZM220 27V26H219ZM248 27V26H247ZM102 29H104L103 27H101ZM100 28V29H101ZM107 28V27H106ZM130 28L131 29H134V27L132 28V27H130V25L128 26V28H127V30H126V32H125V37H127L128 36V31L130 32ZM136 28V27H135ZM196 28H198V27H196ZM200 28V27H199ZM198 28V29H199ZM212 28V27H211ZM210 28V29H211ZM79 29H81V28H79ZM84 29V28H83ZM90 29H93L94 30V28H90ZM89 29V30H90ZM101 29V30H102ZM171 28H169V30H170ZM184 29V27L182 28V30ZM191 29V28H190ZM194 29V28H193ZM193 29H191V30H193ZM217 29H219V28H216V30ZM76 30V29H75ZM85 30V29H84ZM96 30V29H95ZM99 30V29H98ZM98 30H96L97 32H98ZM112 30V29H111ZM164 30H166V29H164ZM172 31L171 32H173V30L174 29H171ZM188 30V29H187ZM196 30V29H195ZM212 30V29H211ZM250 30H252V29H250ZM103 31V30H102ZM108 31V30H107ZM138 31V30H137ZM162 31V30H161ZM168 31V30H167ZM181 31V30H180ZM190 30H188V32H189ZM197 31V30H196ZM198 31H200V29L198 30ZM214 30H212V32H213ZM219 31H220V29H219ZM253 31V30H252ZM85 32V31H84ZM88 32H90V31H88L87 30V33ZM113 31H111V34H114V33H112ZM131 32H132V30H131ZM130 32V33H131ZM134 33H136L135 32V30L133 31ZM139 33H140V29H139V31H138ZM194 32V34H196L195 33V31L193 30L192 31V33ZM201 32V31H200ZM199 32V33H200ZM211 31H210V33H211V35L212 34H214V33H212ZM251 32V31H250ZM92 33V32H91ZM99 33V32H98ZM104 33V32H103ZM102 33V34H103ZM127 33V34H126ZM130 33H129V36H130ZM175 35H176V33L175 32H173ZM209 33V32H208ZM208 33H205V35H204V33H200V34H203L204 36H206L207 35V37L206 38H208L209 36H211L210 35V33L208 34ZM62 34V33H61ZM79 34V33H78ZM84 34V33H83ZM93 34V33H92ZM108 34H110V32H108L106 35H108ZM143 35H144V33H142ZM166 34V33H165ZM184 34H186V32L184 33ZM193 34V35H194ZM249 34V33H248ZM54 35L56 36L55 38H54ZM82 35V34H81ZM94 35V34H93ZM105 35V34H104ZM134 35H137V33L136 34H133V33H131V36L132 37H134ZM154 35V34H153ZM171 35V34H170ZM189 35H192L191 33L189 34ZM220 35V34H219ZM236 35V34H235ZM101 35H99V37H100ZM151 36V35H150ZM176 36H178V35H176ZM198 36V35H197ZM200 36V35H199ZM213 36V35H212ZM92 37V36H91ZM145 37H146V34H145ZM151 37H154V36H151ZM181 37V36H180ZM190 36H188V40H190V38H189ZM193 37V36H192ZM201 37V36H200ZM220 37V36H219ZM256 37V36H255ZM93 38H94V36H93ZM136 38V37H135ZM141 38H142V36H141ZM147 38V37H146ZM161 38V37H160ZM165 38H166V36H165ZM174 38H176V37H174ZM198 37H196V39H197ZM213 38V37H212ZM227 38V37H226ZM239 38H240V36H239ZM238 38V39H239ZM243 38H245V37H243ZM247 38V37H246ZM246 38L243 40L244 41V44L245 43H247V44H249L248 43V41L246 40ZM251 38V37H250ZM99 39H101V38H98V40ZM122 39V38H121ZM123 39H126L125 41H128V39L127 38H124V36H123ZM130 39V38H129ZM162 39V38H161ZM192 39V38H191ZM195 39V38H194ZM194 39H192V41L191 42H193V40ZM238 39H237V41H238ZM248 39H249V37H248ZM258 39H259V37H258ZM257 39V40H258ZM90 39H88V41H89ZM98 40H96V41H98ZM104 40V39H103ZM110 40V39H109ZM113 40H115V39H113ZM132 39H130L129 40V42L131 41ZM135 40V39H134ZM146 40H148V39H146ZM150 40V39H149ZM155 40V39H154ZM172 40V39H171ZM204 40H206V39H204ZM220 40H221V38H220ZM240 40V39H239ZM245 40L247 41V42H245ZM250 40V42H251V40L252 39H249ZM260 41H262V39H259ZM100 41V40H99ZM124 41V42H125ZM140 41H141V39H140ZM153 41V40H152ZM163 41H164V39H163ZM194 41H196V40H194ZM199 41H201V39L199 40ZM242 41V42H243ZM111 44H109L110 46L109 47H113V44H115V43H113L112 44V42H115V41H112V39L109 41ZM117 43L118 42H120V39H118V41H116ZM131 42H133V40L131 41ZM130 42V43H131ZM146 42V44L150 47V43H147V41H145ZM154 43H153V45H151V49L150 50H152L153 49V47L152 46H154L155 45V41H153ZM209 42V41H208ZM228 42V41H227ZM255 43H257L256 41H254ZM100 43V42H99ZM137 43V42H136ZM136 43H134V44H136ZM144 43V42H143ZM171 43V42H170ZM195 43V42H194ZM203 43H204V41H203ZM214 43V42H213ZM223 43V45H221V48H220V59H218V61L220 60V63H218V64H221V67H222V73H223V75H221V76H219L218 77V79L220 80V82L222 81V79L221 78H223L224 77V80H225V82L227 83V85H225V87L223 88V89H219V90H217L216 89V91L215 92H217L218 91V93H215V92H213V90H209V95H211V100H210V102H208V103H210V105L208 104V106L206 107H204L203 106V108H205L204 110H203V112H204V115L203 116H205V117H203L204 118V122H205V120H206V123L204 124L205 126H206V129L204 128V129H201L200 128V126H202V125H198L197 124V122H195V121H193V120H191V119H189L188 120V116H189V114L191 115V117H193V113L191 112V111H187V110H182V109H178L180 112H177L178 110H175L176 112L174 113V112H172V113H174V114H167L166 113V111H164V110H162L163 108H161V109H159V110H156L157 108H159V106L157 105V107H156V111H158L157 113H153V111H152V114L154 115H152V118H153V120L152 119H150V120H152L153 122H151V124L152 123H154V128H153V126H152V128L154 129V133L156 132V134L155 135H158V134H160V136L159 137H161V139H160V142H159V149H157V150H159V151H155L156 153L154 154V155H151L150 157H148V158H145V159H142V157L144 158L145 156H140V155H138V156H140L141 157V159H139V161L136 163L137 165H135V166H137V169H138V172H136V174L138 175V177H137V183H143V182H147L148 184H152L153 185V187H152V200H151V207H150V209H147L146 210V214H147V216L148 217H152V216H154V215H156V214H158V213H162L164 210H167V208H171V209H174L175 210V212H176V214H177V216H178V220H177V227H178V229L176 230V232H175V234H174V236H176V237H181L182 239H179V240H185L188 236H192V239H191V241H190V251H189V260H188V262H189V264H204L203 263V261L204 260H209V261H211V260H213L212 262H210V264H264V211H263V209H264V196H260L261 198L257 201V197L259 198V194H257V193H264V181H263V183H259L258 181H256V180H254L255 178H249L247 181H245L244 182V180L245 179H243L245 176H244V174H243V176L244 177H242V175L241 174H239V172L241 173L242 171H243V169H242V171H241V168H240V171L238 172V168H237V166H235L236 165V161H237V154H238V150H240L241 151V146L242 147H245V149H247V152L249 151L250 153H254V154H256L257 156H260L261 158H262V155L264 154V151H262V148L264 147V141H263V138H264V132H263V130H262V125H263V127H264V123L262 122L261 123V121H263L264 120V115L262 116V115H260L259 113H260V111H261V113H262V111L264 110V108L262 107L261 109H263V110H261L260 109V107L261 106H259V104L258 103H260V100H261V98H260V95H259V93H258V91H257V89L255 88V87H258L259 88V86L261 85H255V83L253 84L251 81H250V79H252V78H250L249 77V75H248V66H249V64H250V66L252 65V68L251 69H255V66H256V68H257V70L259 69V68H262L263 67V65L262 64H264V62H263V59H262V62H260V63H262L261 64V66L262 67H259L260 66V63H258V61L257 62H255V63H257L256 65H255V63H253L254 64V67H253V64L252 63H249L250 62V59H251V57H250V55L247 53V52H245L244 50H242L241 49V46L238 44V49H236V47L233 45V44H227L226 42L224 43V42H222ZM235 43V42H234ZM238 43V42H237ZM138 44H141V43H139L138 42ZM163 44V43H162ZM172 44V43H171ZM171 44H170V46H171ZM192 44V43H191ZM191 44L189 45L188 43L186 44V45H188V46H190V49H191V47L193 46H191ZM197 44V43H196ZM259 44H261L262 45V43H259ZM75 45V44H74ZM142 45V44H141ZM145 45V44H144ZM144 45H143V49L145 50L148 46H146L145 48H144ZM174 45V44H173ZM203 45V44H202ZM213 45V44H212ZM117 47H118V49L119 48H121V46H120V44H119V46H118V44L116 45ZM126 46V45H125ZM125 46H124V48L123 49H125ZM129 45H127V47H128ZM131 46V45H130ZM156 46V45H155ZM170 46H166L167 48H169ZM176 46V45H175ZM181 46V45H180ZM264 46V45H263ZM102 47V46H101ZM134 47V46H133ZM148 47V48H149ZM161 47V46H160ZM165 46L163 45V48H164ZM173 47V46H172ZM194 47V46H193ZM192 47V48H193ZM202 47V46H201ZM205 48H203L204 50H206V46H204ZM211 47V46H210ZM209 47V48H210ZM142 48V47H141ZM147 48V49H148ZM166 48V49H167ZM177 48H179V45H178V47ZM211 48H213V46L211 47ZM219 48V47H218ZM247 48V47H246ZM251 48V47H250ZM122 49V50H123ZM130 49V48H129ZM146 49V52L147 51H149L150 52V50L148 49L147 50ZM190 49H188L187 48V54H188V52H189V54L187 55L186 54V56L188 57V59L190 58V56L192 55H190V51H192V52H194V50H190ZM248 49V48H247ZM80 50V49H79ZM130 50H133L134 52H135V50L132 48V49H130ZM142 50V49H141ZM181 50V49H180ZM188 50H190V51H188ZM213 50V49H212ZM214 50L216 51V49L214 48ZM219 50V49H218ZM82 51V50H81ZM117 51V50H116ZM127 51V50H126ZM169 51H171V50H169ZM179 51V50H178ZM203 51V50H202ZM208 51V50H207ZM255 51H259V50H257V49H255ZM123 52V51H122ZM128 52H129V50H128ZM134 52H133V56L132 57H135L134 55H136L137 54V49H136V54H134ZM144 52V51H143ZM167 52V51H166ZM209 52V54H211V52L210 51H208ZM96 54H97V52H96ZM139 54H140V52H139ZM150 54H152V52H150ZM206 54V51L204 52V55ZM208 54V55H209ZM213 54H214V52H213ZM250 54H251V52H250ZM175 55H177V54H175ZM190 55V56H189ZM201 55H202V52H201ZM207 55V56H208ZM216 55V54H215ZM261 55H263L262 54V52H261V54H258V52H257V57H253V60L255 59V58H260L259 56H261ZM64 56V55H63ZM105 56V55H104ZM121 56V55H120ZM123 56V55H122ZM151 56V55H150ZM149 56V57H150ZM154 56V55H153ZM181 56V55H180ZM251 56H253V54L251 55ZM255 56V55H254ZM83 57V56H82ZM86 57V56H85ZM84 57V58H85ZM106 57V56H105ZM105 57H104V59H105ZM137 57H139V56H137ZM145 57V56H144ZM182 58H183V60L184 59H187V57H185L184 58V56H181ZM204 57H206V56H204ZM215 57H217V56H215ZM86 58H88V57H86ZM91 60H92V58L91 57H89ZM88 58V59H89ZM106 58H108V57H106ZM131 58V57H130ZM140 58H143V57H140ZM146 58V57H145ZM182 58H179L180 60H181V62H182ZM201 58H203V57H201ZM200 58V59H201ZM109 59H111L110 57H109ZM123 59V58H122ZM149 59V58H148ZM176 59V58H175ZM199 59V57H197V60H200ZM117 60V59H116ZM118 60H119V58H118ZM135 61H137L136 59H134ZM134 60H132V61H134ZM141 60V59H140ZM202 60V59H201ZM217 60V59H216ZM259 60H261V59H259ZM78 61H81V60H78ZM102 61V60H101ZM101 61L100 62H98V64H100V65H102L103 66V64H104V66L107 68V66H109V65H107L106 66V64H105V62H103L102 61V64H101ZM111 61H113V63H114V58H113V60H111ZM111 61H110V63H111ZM203 61V65H204V59L202 60ZM91 63V65H92V61H90ZM108 62H109V60H108ZM122 62V61H121ZM126 62V61H125ZM124 62V63H125ZM180 62V63H181ZM184 62V61H183ZM187 62L189 63V61L188 60H186V64L185 65H187ZM199 62V61H198ZM211 62V61H210ZM214 62V61H213ZM30 63V62H29ZM33 62H31V64H32ZM76 63H77V61H76ZM80 63V62H79ZM135 63V62H134ZM200 63H201V61H200ZM217 63V62H216ZM25 64V63H24ZM78 64V63H77ZM109 64V63H108ZM122 64V63H121ZM126 64V63H125ZM129 64V63H128ZM136 64V63H135ZM190 64V63H189ZM33 65V64H32ZM37 65H35V66H37ZM42 65V66H41ZM96 65V64H95ZM94 65V66H95ZM115 65V64H114ZM113 65V66H114ZM143 66H144V64H142ZM198 65V64H197ZM210 65H212V64H209V66ZM259 65V66H258ZM20 66H21V64H20ZM85 66V65H84ZM104 66H103V68H104ZM112 66V67H113ZM143 66L141 67L140 66V68H138V69H141V68H143ZM162 66V65H161ZM188 67L189 66H191V65H187ZM186 66V68H188ZM199 66V65H198ZM10 67H12V69H13V67L14 66H10ZM99 67V66H98ZM122 67V66H121ZM125 67V66H124ZM128 67V66H127ZM137 67H139V65L137 66ZM205 67H206V65H205ZM211 67V66H210ZM213 67V66H212ZM211 67V68H212ZM220 67V68H221ZM3 68V67H2ZM1 68V70H0V73L1 72H3L4 71V69H2ZM19 68V67H18ZM27 68V67H26ZM91 68V67H90ZM96 68V67H95ZM103 68L101 69V67H99L98 68V70L99 69H101V72H102V70H103ZM109 68H111V67H109ZM155 68V67H154ZM153 68V69H154ZM163 68V67H162ZM161 68V69H162ZM185 68V67H184ZM194 68H195V66H194ZM193 68V69H194ZM201 68V67H200ZM264 68V67H263ZM11 69V70H12ZM29 69V68H28ZM36 69V68H35ZM37 69H38V67H37ZM36 69V70H37ZM40 69V68H39ZM38 69V70H39ZM92 69V68H91ZM112 69H114V68H112ZM158 69L159 68H157V71H158ZM165 69H167L166 67L164 68V71H165ZM216 69H218V68H216ZM72 70V69H71ZM106 69L104 68V70L103 71H105ZM129 70H131L130 68H129ZM133 70V69H132ZM143 70V69H142ZM141 70V71H142ZM211 70V69H210ZM210 70H208V71H206L205 72V74H207L208 72H209V75L211 74L210 73ZM213 70V69H212ZM264 70V69H263ZM31 71V70H30ZM34 71V70H33ZM81 71V70H80ZM80 71H79V73H78V69H77V72H75V73H78V74H80L79 76H81V73H80ZM122 71H123V69H122ZM121 71V72H122ZM138 71L139 70H137V73H138ZM140 71V72H141ZM188 71V69L186 70V72ZM194 71V70H193ZM214 71V70H213ZM5 72H6V70H5ZM4 72V73H5ZM27 72V71H26ZM39 72H40V70H39ZM38 72V73H39ZM107 72V71H106ZM119 72V71H118ZM139 72V73H140ZM144 72H146V71H144ZM144 72H142V73H144ZM166 72V71H165ZM196 72V71H195ZM220 72V71H219ZM220 72V73H221ZM257 72V73H256ZM34 73V72H33ZM32 73V74H33ZM41 73V72H40ZM99 73H100V70H99ZM116 73H117V71H116ZM124 73V72H123ZM134 73V72H133ZM137 73H135V79H136V74ZM202 73V72H201ZM204 73V72H203ZM221 73V74H222ZM253 73H254V71H253ZM259 73H261L260 75H262V76H260L259 75V77L260 78H262V77H264V73L263 72H258V71H255V73H254V76H255V74H256V76H258V74ZM20 74V73H19ZM22 74V73H21ZM35 74V76L37 75L38 76V74H36V72L34 73ZM72 73H70V75H71ZM96 74V73H95ZM102 74H105V73H102ZM101 74V75H102ZM111 74V73H110ZM170 74V73H169ZM186 74H188V73H186ZM198 74H200V72L198 73ZM216 75H217V73H215ZM6 75V74H5ZM4 75V76H5ZM24 75H25V73H24ZM23 75V76H24ZM27 75V74H26ZM97 75V74H96ZM96 75H94V77H96ZM106 75V74H105ZM105 75H104V77H102V78H106L105 77ZM144 75H145V73H144ZM144 75H141V77H143ZM147 75H148V72H147ZM185 75V74H184ZM220 75V74H219ZM22 76V77H23ZM75 76V75H74ZM120 76V75H119ZM123 76V75H122ZM129 76V75H128ZM171 76V75H170ZM198 76H200V75H198ZM198 76H196V77H198ZM202 76H204V75H202ZM207 76L208 75H206V78H207ZM211 76H213L212 74H211ZM223 76V77H222ZM255 76V77H256ZM21 77V78H22ZM39 77V76H38ZM72 77V76H71ZM99 77H101V76H99ZM138 77V76H137ZM216 77V76H215ZM244 77V79L246 78L247 80H245V82L241 85V83H242V81H241V83H237V86H238V84H239V86L238 87H235L234 88V86L232 87V86H229L228 87V83L231 81V80H233L234 78H239L240 80H241V78H243ZM254 77V78H255ZM31 78V77H30ZM56 77H54V78H52V79H55ZM68 78V77H67ZM75 78H76V76H75ZM73 79L75 82H77L76 81V79ZM79 78V77H78ZM121 78V77H120ZM133 78V77H132ZM156 78H158V77H156ZM163 78V77H162ZM175 78V75L173 76V79ZM180 78V77H179ZM184 78L186 79V78H188L187 76L185 77L184 76ZM201 78V77H200ZM254 78L252 79V80H254ZM23 80H24V78H22ZM21 79V80H22ZM80 79V78H79ZM82 79V78H81ZM114 79V78H113ZM113 79H112V81H110V82H112V83H114V81H113ZM115 79H116V77H115ZM118 79H119V77H118ZM128 79V78H127ZM127 79H125V80H127ZM130 79V78H129ZM134 78L131 80V81H133V80H135ZM142 79V78H141ZM164 79H165V77H164ZM199 79V78H198ZM256 79V78H255ZM44 80V79H43ZM50 80V79H49ZM108 80V79H107ZM106 80V81H107ZM110 80V79H109ZM154 80V79H153ZM157 80V79H156ZM166 80V79H165ZM164 80V81H165ZM187 80V79H186ZM189 80H191V79H189ZM196 80H197V78H196ZM195 80V81H196ZM205 80V79H204ZM211 80H213V78L212 77H210L209 76V82L211 83V86L213 85L214 87L215 86H217V82L215 83V85L212 83V81ZM223 80V81H224ZM41 82H42V79L40 80ZM39 81V82H40ZM74 81H72L73 83H74ZM94 81H96V80H94ZM101 81V80H100ZM99 81V82H100ZM139 81V80H135V83H136V85L135 86H137L139 83H137V82ZM151 81H152V79H151ZM157 81H159V80H157ZM167 81V80H166ZM182 81V80H181ZM183 81H184V79H183ZM182 81V82H183ZM215 81V80H214ZM222 81V82H223ZM52 82H53V80H52ZM105 82V81H104ZM109 82V81H108ZM110 82L109 83H107V84H110ZM148 82V81H147ZM161 81H159V83L158 84H161L160 83ZM174 82V81H173ZM180 81H178V83H179ZM181 82V83H182ZM185 82V81H184ZM222 82L220 83V84H222ZM225 82H224V84H225ZM240 82V81H239ZM256 83H257V80L255 81ZM84 83V82H83ZM82 83V84H83ZM86 83H87V81H86ZM121 83V82H120ZM127 83H128V81H127ZM134 82H133V84H135ZM142 83V82H141ZM164 83V82H163ZM161 84V85H164V84ZM168 83V82H167ZM187 84H188V82H186ZM191 83V82H190ZM190 83H189V85H190ZM234 83H236V82H234ZM264 83V82H263ZM27 84V83H26ZM60 84V83H59ZM58 84V85H59ZM91 84V83H90ZM97 84H99V83H97ZM102 84V83H101ZM114 84H116V83H114ZM119 84V83H118ZM147 84V83H146ZM157 84V85H158ZM193 84V83H192ZM219 84V83H218ZM20 84H18V86H19ZM42 85V84H41ZM112 85V84H111ZM111 85H109V86H111ZM124 85V83L121 85V88H123L122 86ZM126 85V84H125ZM131 85V84H130ZM148 85V84H147ZM151 85H152V83H151ZM150 85V86H151ZM156 85V86H157ZM165 85H168L169 86V94H171V98L174 100V102L175 103H171V101L173 102V100H171L170 99V96L167 94V95H165V97L166 96H168V98L167 99H170L171 101H169V100H167V99H165L164 97H163V100L165 99V102H166V100L167 101H169L170 103L169 104H167L168 102H166V104L169 106L170 104H172L171 106L173 107V104L175 105H178L177 104V101L178 100H183V103H180L181 104V106H175V108H181V107H183V108H185L184 106H187L188 108L190 107V105L193 107V105H192V102L190 103L188 100L190 99V98H192V96H191V92H190V86L188 87V86H186V85H176V84H173V83H171V82H169L168 84H165ZM201 85V84H200ZM205 85V84H204ZM203 85V86H204ZM209 84H207V86H208ZM230 85V84H229ZM262 85H264V84H262ZM261 85V86H262ZM1 86V85H0ZM39 86V85H38ZM60 86V85H59ZM58 86V87H59ZM63 86H65V85H63ZM62 86V87H63ZM84 86V85H83ZM96 87H97V85H95ZM103 86H105V85H103ZM135 86H133V87H135ZM144 86H146V85H144ZM159 86V85H158ZM199 86V85H198ZM206 86V85H205ZM220 85H218L217 87H219ZM222 86V85H221ZM220 86V87H221ZM260 86V87H261ZM17 87V86H16ZM40 87H42V86H40ZM67 87V86H66ZM99 87V86H98ZM101 87V86H100ZM112 87H114V85L112 86ZM138 87H140V86H138ZM147 87V86H146ZM264 87V86H263ZM263 87H262V89H263ZM19 88H20V86H19ZM39 88V87H38ZM87 88H89V86L87 87ZM95 88V87H94ZM104 89H105V87H103ZM106 88L108 89V87L106 86ZM164 88H165V86H164ZM164 88H160V92L159 93H161V92H163V96H164V92H166V89L164 90ZM193 88H194V85H193ZM192 88V89H193ZM198 88V87H197ZM204 88V87H203ZM3 89V88H2ZM29 89V88H28ZM36 89H37V87H36ZM42 89H43V87H42ZM41 89V90H42ZM45 89V88H44ZM55 89V88H54ZM58 89V88H57ZM57 89H55L56 91H58ZM63 89V88H62ZM61 89V92L63 91ZM84 89V88H83ZM146 89V88H145ZM162 89L164 90V91H162ZM191 89V90H192ZM200 89V88H199ZM212 89V88H211ZM6 90V89H5ZM38 90V89H37ZM40 90V89H39ZM40 90V91H41ZM48 90V89H47ZM69 90V89H68ZM109 90V89H108ZM117 90V89H116ZM134 90H135V88H134ZM136 90L138 91V88H136ZM135 90V91H136ZM150 90V89H149ZM195 90V89H194ZM201 90V89H200ZM204 90V89H203ZM220 90H223V91H220ZM25 92H28L27 90H24ZM32 91V90H31ZM56 91H55V94H57L56 93ZM102 91V90H101ZM110 91H111V89H110ZM140 91H141V89H140ZM157 91H159V90H157ZM168 91V90H167ZM219 91L221 92L220 94H219ZM262 91V90H261ZM4 91H2V93H3ZM24 92V93H25ZM43 91H41V93H42ZM49 92H51V91H49ZM64 92V91H63ZM112 92V91H111ZM144 92V91H143ZM152 92H155V91H152ZM151 92V93H152ZM196 92V91H195ZM264 92V91H263ZM1 93V92H0ZM23 93V94H24ZM34 93V92H33ZM51 93H53L54 94V92H51ZM85 93V92H84ZM107 92H105L104 94H106ZM138 96L139 95H141L142 93H140L139 91H138V93L137 92H135ZM150 93V94H151ZM158 93V94H159ZM205 93V92H204ZM16 94V93H15ZM49 94V93H48ZM53 94H52V97H53ZM62 94V98H65V96H63L64 94L63 93H61ZM102 94V93H101ZM104 94H102V96L104 95ZM108 94V93H107ZM111 94V93H110ZM109 94V95H110ZM114 94V93H113ZM112 94V95H113ZM150 94H149V96H150ZM194 94V93H193ZM112 95H111V97L110 98H112ZM115 95V94H114ZM160 95V94H159ZM159 95L157 96V98L159 97ZM161 95V96H162ZM194 95H196L197 96V94H194ZM193 95V96H194ZM200 95V94H199ZM28 96H29V94H28ZM57 98L58 97H60L59 96V94H57V95H55ZM88 96V95H87ZM86 96V97H87ZM108 96V95H107ZM106 96V97H107ZM117 96H119V97H121L120 95H117ZM129 96V98L130 97H133V94L130 96V95H128ZM152 96H153V94H152ZM160 96V98L162 99V97ZM8 97V96H7ZM104 97V96H103ZM114 97V96H113ZM262 97V96H261ZM62 98H60V99H57L58 101H61V106L63 105L62 104V102H64L65 101V99L63 100ZM69 98V97H68ZM84 98V97H83ZM105 98V97H104ZM116 98V96L113 98V99H115ZM118 98V97H117ZM128 98V99H129ZM134 98V97H133ZM132 98V99H133ZM148 98V97H147ZM147 98H144V99H147ZM150 98V97H149ZM148 98V99H149ZM153 98H155V96H153ZM156 98V99H157ZM196 98V97H195ZM264 98V97H263ZM50 99V98H49ZM74 99V98H73ZM118 99H121V98H118ZM118 99H116V100H118ZM141 100V97L139 96L138 98H137V100ZM196 99H198V98H196ZM66 100H67V97H66ZM79 100V99H78ZM83 100V99H82ZM96 100V99H95ZM110 100H112V99H109V101H108V103L110 102ZM116 100H113V103H114V101H116ZM130 100V99H129ZM138 100V101H139ZM157 100H159V99H157ZM157 100H156V102H157ZM71 101V100H70ZM119 101H121V100H119ZM118 101V103H120ZM127 101V100H126ZM149 101H151L150 99H149ZM148 101V102H149ZM154 102H155V100H153ZM196 101V100H195ZM209 101V100H208ZM26 102V101H25ZM81 102V101H80ZM123 102V101H122ZM147 102V101H146ZM146 102H144V104L146 103ZM147 102V104H151L152 102H149L148 103ZM165 102H161V103H164L165 104ZM181 102V101H180ZM188 102H189V104H188ZM194 102V101H193ZM198 102H199V100H198ZM202 102H203V100H202ZM52 103V102H51ZM65 103V102H64ZM102 103V102H101ZM107 103V104H108ZM110 103H112V102H110ZM112 103V104H113ZM117 103V102H116ZM126 103V102H125ZM143 102H141L140 104H142ZM160 103V104H161ZM179 103V102H178ZM262 103V102H261ZM26 105H27V103H25ZM59 104H60V102H59ZM76 104H78V102L76 103ZM80 104H83L82 102L80 103ZM79 104V105H80ZM107 104H106V106L105 107H107L106 109H108V106H107ZM115 104V103H114ZM139 104V105H140ZM159 104V105H160ZM184 106H183V105ZM256 104V105H255ZM32 105V104H31ZM57 105V104H56ZM79 105H76V106H79ZM108 105H111V104H108ZM116 105V104H115ZM155 105V106H156ZM199 105L200 104H198V107H199ZM263 105V104H262ZM30 106V105H29ZM74 106V105H73ZM81 106V105H80ZM99 106V105H98ZM127 106H129V104L127 105ZM132 106H133V104H132ZM132 106H131V108H132ZM137 106V105H136ZM136 106H134V107H136ZM143 106V105H142ZM142 106H139V108H142ZM147 106V105H146ZM145 106V107H146ZM148 106H152V105H148ZM160 106H163V105H160ZM201 106V105H200ZM257 106V107H256ZM110 107V106H109ZM116 107H117V105H116ZM115 107V108H116ZM119 107H121V106H119ZM119 107H117L118 108V111L119 112H122V110L121 109H119ZM124 107H125V105H124ZM154 107V105L152 106V108ZM167 107V106H166ZM192 107L190 108V109H192ZM197 107V106H196ZM251 107H256V110L255 111H253V112H255L256 114H258L259 115V117L258 118H260L259 120H260V123L261 124H259V122H254L253 124H252V126H248L247 125V123H245L244 122V120H243V116L246 114V113H248V112H250V110H251ZM259 107V108H258ZM5 108H7V107H5ZM75 108V107H74ZM103 108V107H102ZM102 108H101V110H102ZM113 108V106H111V109ZM127 108V107H126ZM130 108V109H131ZM187 108V109H188ZM2 109V108H1ZM35 109V108H34ZM105 109V110H106ZM127 109H129V108H127ZM150 109V108H149ZM165 109V108H164ZM167 109H169V107L167 108ZM186 109V108H185ZM194 109L196 110V108H194L193 107V111H194ZM199 109V108H198ZM197 109V110H198ZM200 109H201V107H200ZM77 110V109H76ZM138 108L137 109H135V110H132V116H134L133 115V112H138V111H140L141 109H139L138 111ZM169 110H171V108L169 109ZM181 110H182V113H184L182 116H185V113L187 112V113H189V114H186L187 115V117H185L186 118V120L185 119H183L184 120V122H182L181 121V117L182 116H179V113H180V115L182 114L181 113ZM202 110V109H201ZM259 110V111H258ZM79 111V110H78ZM99 111V110H98ZM98 111H96V112H98ZM117 111V110H116ZM117 111V112H118ZM124 111V110H123ZM129 111V110H128ZM131 111V110H130ZM145 111V110H144ZM148 111V110H147ZM184 111V112H183ZM186 111V112H185ZM200 111V110H199ZM257 111V112H256ZM71 112V111H70ZM102 112H104L103 110H102ZM110 112V111H109ZM108 112V113H109ZM111 112H112V110H111ZM125 112H127V110H125ZM167 112H169V113H171V111H168L167 110ZM197 112V111H196ZM195 112V113H196ZM252 112V111H251ZM259 112V113H258ZM9 113V112H8ZM100 113V112H99ZM104 113H106V112H104ZM123 113V112H122ZM142 113V112H141ZM176 113H178L177 115H176ZM192 113V114H191ZM7 114V113H6ZM93 116H96V114L94 113V111H93ZM112 115H109V116H113V113H111ZM135 114V113H134ZM144 115H145V113H143ZM197 114V113H196ZM252 114H254V113H252ZM263 114V113H262ZM85 115V114H84ZM101 115V114H100ZM108 115H104V117H106L107 116V118H108ZM126 115V114H125ZM129 115V114H128ZM135 115H138V114H135ZM144 115H143V119H144ZM83 116V115H82ZM102 116H103V114H102ZM102 116H100V117H102ZM116 116V115H115ZM118 116V115H117ZM116 116V118L115 117H112V118H115L116 119V121H117V117ZM177 116H179V119L177 118ZM198 116H199V113H198ZM90 118H92V120H93V117H91V116H89ZM89 117H85V118H89ZM97 117H98V113H97ZM96 117V118H97ZM111 117H110V119H111ZM136 117V116H135ZM138 118H139V116H137ZM137 117H136V119H137ZM190 117V116H189ZM127 118V117H126ZM129 118V117H128ZM150 118V117H149ZM181 118V119H180ZM194 118H196V116H194ZM193 118V119H194ZM203 118H201V119H203ZM206 118V119H205ZM246 118V117H245ZM257 118V119H258ZM263 118V119H262ZM105 119V118H104ZM110 119H108L109 121L108 122H111V120ZM135 119V120H136ZM142 119V123H143V125L142 126H144L146 123L144 122V120L146 119H144L143 120ZM201 119H200V121H201ZM253 118H249L248 120H252ZM138 120V119H137ZM139 120H141L140 118H139ZM149 119H148V121H150ZM247 120V121H248ZM103 121V120H102ZM105 121H107V119L105 120ZM124 121V120H123ZM130 121H132L131 119H130ZM134 121V120H133ZM146 121H147V119H146ZM148 121H147V125H149V123H148ZM246 121V122H247ZM96 122H98V121H96ZM107 122V123H108ZM113 122H114V119H113ZM125 122V121H124ZM126 123V122H125ZM135 123V122H134ZM137 123V122H136ZM202 123V122H201ZM252 123V122H251ZM67 124H71V123H67ZM74 124V123H73ZM73 124H71V125H69V126H71V127H69V129L70 128H77L76 126H77V124L76 125H74L73 126ZM120 124V123H119ZM128 124V123H127ZM203 124V123H202ZM250 124V123H249ZM108 125V124H107ZM112 125H113V123H112ZM115 126L116 125H118V124H114ZM147 125H145V126H147ZM66 126V125H65ZM73 126V127H72ZM114 126V127H115ZM137 126H139V123H138V125ZM137 126H136V124L134 125V127H130V128H133L134 129V132L136 131V128H137ZM68 127V126H67ZM113 126H112V129L114 128ZM151 127V126H150ZM150 127H149V130H150V133H151V129H150ZM204 127V126H203ZM116 128V127H115ZM128 130L130 129V128H128V126L126 127ZM139 128V127H138ZM146 128H148V127H146ZM61 129V128H60ZM75 129H73L74 131H76ZM110 129V128H109ZM111 129V130H112ZM17 130V129H16ZM131 130V129H130ZM140 130V129H139ZM148 132H149V130L148 129H146ZM156 130V131H155ZM77 131H79L78 129H77ZM112 131H114V130H112ZM117 131V130H116ZM133 131V130H132ZM141 131H143L144 132V130H141ZM138 132V131H137ZM148 132H146V133H148ZM63 133H65V131H63L62 132V135H63ZM68 133V132H67ZM84 133H85V137L83 136V137H81L82 135H83V133H81V136L79 135V136H76L75 135V137H76V141H77V137H80L82 140L84 139V141H83V143H82V145H83V147H84V149H83V151L82 152H80L81 153V155H78V156H76V155H73L74 157H72V160L75 158V156L76 157H78V160L77 161H75L74 162V160H73V162H70V158H71V155H68V170H69V174H71V175H76V176H86V177H89V176H94V174L95 173H98V171H99V163L101 162V161H105L106 159H105V157H106V155H105V148H106V146H107V138H106V136L105 135H101V133H99V137L96 139V137H97V134H96V131L93 129V128H91V127H85L84 128ZM139 133V132H138ZM138 133H136V135H138ZM150 133H148V134H150ZM12 134V133H11ZM14 134H15V132H14ZM66 134V133H65ZM76 134V133H75ZM140 134L142 135V133L140 132ZM1 135V134H0ZM70 135V134H69ZM78 135V134H77ZM141 135H139V136H141ZM154 134H153V132H152V136L151 137H154L155 136ZM19 136V135H18ZM96 136V137H95ZM120 136V135H119ZM143 136V135H142ZM146 136V135H145ZM15 137V136H14ZM17 137V136H16ZM65 137V136H64ZM67 137V136H66ZM70 137H72V136H70ZM74 137V136H73ZM72 137V138H73ZM121 137V136H120ZM120 137H119V139H120ZM149 137V136H148ZM156 137H158V136H155L154 137V139L157 141V139H156ZM60 138H62V137H60ZM79 138V139H80ZM126 138V137H125ZM144 138V137H143ZM8 139H10V138H8ZM15 139V138H14ZM22 139V138H21ZM80 139V140H81ZM109 139V138H108ZM114 139V138H113ZM112 139V140H113ZM119 139H117L116 140V144L117 145H114V147L116 146H120V145H123V144H118L117 143V141L119 140ZM122 139H123V137H122ZM128 139V138H127ZM145 139V138H144ZM154 139H153V141H154ZM159 139V138H158ZM11 140H13V134H12V139ZM16 140H20V139H16ZM61 140V139H60ZM59 140V141H60ZM81 140V141H82ZM112 140L110 141V139H109V142L111 143V145L113 146V142H112ZM149 140H150V138H149ZM14 141V140H13ZM76 141L74 140L73 142L71 141V144H70V146L69 147H71V146H74L75 144H76ZM119 141H122V140H119ZM126 141H128V140H126ZM132 141H134V140H132ZM155 141V142H156ZM68 142V141H67ZM125 142V141H124ZM124 142H122V143H124ZM135 142V141H134ZM1 143V142H0ZM3 143V142H2ZM64 143H65V141H64ZM75 143V144H74ZM78 143V142H77ZM113 143V144H112ZM128 143H130L129 141H128ZM128 143H126V144H128ZM137 143V142H136ZM140 143V142H139ZM142 143H144V144H146L145 142H142ZM142 143H140V144H142ZM149 144L151 143V142H148ZM147 143V144H148ZM7 144V143H6ZM12 144V143H11ZM16 144V143H15ZM69 144V143H68ZM67 144V145H68ZM125 144V145H126ZM132 144H133V146L135 145L134 143H132L131 142V145L130 144H128V145H130L131 146V148L133 149V146H132ZM154 144V142L152 143V145ZM13 145V144H12ZM17 145V144H16ZM60 145H62V144H60ZM78 145V144H77ZM76 145V146H77ZM125 145H123L124 147H125ZM127 145V146H128ZM138 144H136V146H137ZM143 145V144H142ZM142 145H141V147H142ZM151 145V146H152ZM75 146V147H76ZM130 146L129 147H127L129 150H127V151H130ZM138 146H140V145H138ZM7 147V146H6ZM16 147H18V146H16ZM68 147V148H69ZM81 148H82V146H80ZM120 147H122V146H120ZM123 147V148H124ZM144 147V146H143ZM148 147V146H147ZM146 147V149H149V147H150V145H149V147L147 148ZM154 148H155V146H153ZM74 148V147H73ZM73 148H69V150L71 149V151H73L74 149ZM77 148H78V146H77ZM110 148V147H109ZM111 148H113V147H111ZM110 148V149H111ZM123 148H121L120 150H118V149H114V150H117L118 152L119 151H125V152H127L126 151V148H125V150H122ZM157 148V147H156ZM155 148V149H156ZM11 150H12V148H10ZM142 149H144V151L146 150L145 148H142ZM14 150V149H13ZM12 150V151H13ZM75 150H77L76 148H75ZM107 150H108V152H110L109 151V149L107 148ZM113 150V149H112ZM111 150V151H112ZM113 150V153L115 152ZM149 150H153L154 151V149H149ZM148 150V151H149ZM143 151V153H141V154H147V153H145ZM10 152V151H9ZM78 152V151H73L72 153H74V154H76V153ZM261 152H263V154H261ZM13 153V152H12ZM72 153H70V154H72ZM121 154H122V152H120ZM131 153V152H130ZM134 153H135V151H134ZM154 153V152H153ZM77 154H79V153H77ZM116 154V153H115ZM118 154V153H117ZM150 154V153H149ZM149 154H147L146 155V157L149 155ZM152 154V153H151ZM240 154V153H239ZM12 154H10V156H11ZM132 156H133V153L131 154ZM241 155V154H240ZM249 156H250V154H248ZM114 156V155H113ZM116 156V155H115ZM135 156V155H134ZM137 156V155H136ZM138 156L136 157V158H138ZM244 156H246L245 154H244ZM264 156V155H263ZM64 157H66V155L64 156ZM108 157H109V155H108ZM107 157V158H108ZM120 156H118V158H117V160L119 159V161H122V158L120 157ZM131 157V156H130ZM247 157V156H246ZM110 159H112L111 158V153H110V157H109ZM250 158V157H249ZM249 158H247V159H249ZM65 159V158H64ZM134 159V158H133ZM242 160H244L243 159V157L241 158ZM251 159V158H250ZM259 159V158H258ZM20 160V159H19ZM71 160V161H72ZM126 160V159H125ZM136 160V159H135ZM262 160V159H261ZM65 161L67 162V160L65 159ZM132 161L133 160H131V162H129V163H132ZM239 161V160H238ZM125 162V161H124ZM123 162V163H124ZM255 162H258V160L256 161V159H255ZM65 163V162H64ZM107 166H108V174H107V176H108V178H109V180H107V184H106V186H104V185H102V186H104L105 188H108V190H107V195H109V196H111L112 197V200H115V201H119L120 199H122V198H124V197H126V196H128L129 195V197L130 196H132V198H134L135 199V196L133 195V193L135 194V193H137L136 192V188H133V190L132 191H128L127 192V189L128 188H126V187H124L123 185L121 186V187H119V183H118V186H117V183H116V181L113 183V179H112V173H113V165L114 164H112V162H111V160L110 161H108L107 160ZM118 163V162H117ZM134 163H135V161H134ZM240 163V162H239ZM125 164H127V166H128V163L126 162ZM238 164V163H237ZM253 164H255L254 166H256V167H258L260 164H262V163H254L253 162ZM258 166H257V165ZM119 165H120V162H119ZM246 165V164H245ZM253 167V165L250 163L249 164V166L247 167V166H245V170H246V172L248 173L249 172V174H250V172L251 173H253L255 170H252V168H251V166ZM1 166H2V164H1ZM7 166H8V164H7ZM104 166V165H103ZM115 166V165H114ZM131 166H132V164H131ZM242 166H244V164H242ZM4 167H5V164H4ZM129 167V166H128ZM133 167V166H132ZM131 167V168H132ZM230 167V168H229ZM231 167H232V169L233 170H231ZM250 167V168H249ZM263 168L264 169V167L263 166H259V168ZM6 169H7V167H5ZM66 168V167H65ZM64 168V169H65ZM258 168V169H259ZM261 168V169H262ZM136 169V168H135ZM248 169L250 170L251 169V171H248ZM119 170V169H118ZM229 170H231L230 172H229ZM5 171V170H4ZM133 171V170H132ZM135 171V170H134ZM253 171V172H252ZM262 171V170H261ZM100 172V171H99ZM101 172H102V170H101ZM104 172H105V170H104ZM244 172V171H243ZM242 172V173H243ZM245 172V174H247ZM255 174L257 173L258 174V172L256 171V172H254ZM248 174V175H249ZM256 174V175H257ZM261 174H262V172H261ZM242 177H240V176ZM250 175H252V174H250ZM75 176V177H76ZM134 176H135V172H134ZM240 178H239V177ZM255 176V175H254ZM253 175L251 176V177H254ZM259 175H257L256 177L257 178H260V176L258 177ZM2 179L4 178V179H7L8 177L7 176H5V175H3V174H1V176H0ZM97 177V176H96ZM249 177V176H248ZM247 177V178H248ZM263 178H264V172H263V176H262ZM99 178V177H98ZM114 178V177H113ZM246 178V179H247ZM256 178V179H257ZM241 179H243V181L241 182ZM8 180V179H7ZM11 180V179H10ZM84 180V179H83ZM91 180V179H90ZM98 180V179H97ZM95 181L96 183L98 182V181ZM105 180V179H104ZM264 180V179H263ZM1 181V180H0ZM73 181V180H72ZM82 181V180H81ZM85 181H87V180H85ZM89 181V180H88ZM102 181V180H101ZM100 181V182H101ZM135 181H136V176H135ZM259 181H260V179H259ZM21 182V181H20ZM82 182H84V181H82ZM92 182V181H91ZM91 182H90V184H91ZM94 182V183H95ZM103 182V181H102ZM116 183V184H115ZM1 184V183H0ZM75 184V183H74ZM80 184V183H79ZM90 184H89V186H90ZM105 184V183H104ZM17 185V184H16ZM19 185H20V183H19ZM81 186L80 187H82V184H80ZM94 185V184H93ZM92 185V186H93ZM96 185V184H95ZM204 185H209L210 186V191H211V194L212 195H210V196H213V202L211 203V206H210V204H209V201L207 202L206 201V199L204 198L205 197V194L207 195V193L206 192H203L204 190H203V187H204ZM249 186V187H252V189L254 190V192L255 193H253L254 195L256 194L257 196H255L254 198L256 199V200H254V199H252V197L251 196H248V197H250V199H247V197H245V196H243L242 197V201L244 202V204L242 205V201H240V204L238 205L239 206V208L237 209L236 208V210L235 211H233V212H231V210H229L228 211V208L226 209L228 212H230L231 213V215H228L227 213H225L224 211H223V208H224V210H225V206L223 207V204H224V202H232L234 199H237L239 196H241V193H242V187L243 186ZM1 186V185H0ZM3 186V185H2ZM4 186H6V185H4ZM3 186V187H4ZM8 186V185H7ZM6 186V187H7ZM21 186V185H20ZM92 186H90V187H92ZM244 186V187H245ZM6 187H4L5 189H6ZM19 187V186H18ZM69 188H71L70 186H68ZM75 187H76V185L73 187L74 189H75ZM78 187V186H77ZM92 188H95V187H92ZM8 189V188H7ZM72 189V188H71ZM70 189V190H71ZM96 189V188H95ZM100 189H102V188H100ZM99 189V190H100ZM76 190V189H75ZM78 190H80L79 189V187H78ZM93 190V189H92ZM189 190V193H193L192 195V197L189 195V194H187V195H189L190 197H191V200H192V198L194 199V200H190V199H188V198H186V192ZM190 190H192V191H190ZM248 190V189H247ZM253 190H251V191H253ZM5 191H8V190H5ZM66 191V190H65ZM95 191V190H94ZM93 191V192H94ZM102 191H104V189H102ZM205 191H207L208 192V189L207 190H205ZM249 191H250V189H249ZM67 192V191H66ZM76 192V191H75ZM79 192V191H78ZM78 192H76V193H78ZM92 192V193H93ZM203 192V193H202ZM6 193V192H5ZM9 193V192H8ZM105 193V192H104ZM104 193H102L101 195H100V198L99 199H102V198H104ZM210 193V192H209ZM260 194V195H264V194ZM88 194V193H87ZM204 194V195H203ZM252 194V195H253ZM92 195V194H91ZM136 195V194H135ZM250 195V194H249ZM253 195V196H254ZM7 196V195H6ZM9 196H10V194H9ZM31 196V195H30ZM64 196V195H63ZM134 196V197H133ZM203 196V197H202ZM208 196V195H207ZM247 196V195H246ZM11 197V196H10ZM25 197V196H24ZM76 197V196H75ZM86 197H89V198H87L88 199V201L89 202H91L92 200L90 199V197L91 196H89V195H86ZM209 197V196H208ZM32 198V197H31ZM81 198H83L82 197V195H81ZM98 198V197H97ZM131 198V197H130ZM14 199V198H13ZM12 198H10V200H13ZM33 199V198H32ZM85 200H87L86 198H84ZM98 199V200H99ZM186 199H187V202H186ZM208 199V198H207ZM212 199V198H211ZM252 199V200H251ZM27 200H28V197H27ZM57 200H59V199H57ZM188 200H190V201H188ZM15 201V200H14ZM31 201V200H30ZM33 201V200H32ZM134 201V200H133ZM253 201L255 202V201H257V203L254 205V203H253ZM2 202V201H1ZM0 202V203H1ZM10 202V201H9ZM24 202V201H23ZM35 202V201H34ZM56 202H58V201H56ZM89 202H84L83 204L85 205L84 207H86V209H84V207H83V205L80 203L79 205L81 206V208L83 207V210L85 211H89L88 209H90V208H87L88 206L86 205L87 203H89ZM236 202H238V201H236ZM26 203V202H25ZM28 203V202H27ZM32 203V202H31ZM74 203H75V201H74ZM2 204V203H1ZM32 204H34V203H32ZM91 204V203H90ZM25 205V204H24ZM26 205H28V204H26ZM242 205V206H241ZM28 206H30V205H28ZM78 206V205H77ZM76 206V207H77ZM20 207V206H19ZM73 208V207H72ZM263 208V209H262ZM7 209V208H6ZM17 209H19L18 207H17ZM17 209H16V212H17ZM30 209V208H29ZM75 209V208H74ZM79 210H80V208H78ZM243 210H244V212H243ZM263 212H262V211ZM6 211V210H5ZM8 211H9V209H8ZM7 211V212H8ZM75 211H77V209H75ZM74 211V212H75ZM85 211V212H86ZM27 212V211H26ZM31 212V211H30ZM85 212H84V214H85ZM86 212V214H88ZM240 212H243V214L245 213V215L247 214V218L249 219V221H250V224H251V222L254 224V222H255V224L253 225L252 224V226H256L258 229L256 230V231H251L250 233H249V236H247V238H248V241L247 242H245L246 241V239H245V241H243L244 243H240V241L241 240H238V241H236L235 239H232V238H234L235 236H233L232 235V237L229 239V245L226 247V248H228V250H227V252H226V254H224L223 255V253H221V251H222V247L223 246H221L220 244L221 243H217L216 242V240H214V235H215V233H216V228L218 227L217 225H219L218 223H219V221H220V219L222 218L226 223H227V226H225V227H227V228H231V231H232V229H233V227H234V225H235V223H236V219L239 217V213ZM11 213V212H10ZM75 213H78V212H75ZM90 213H91V210L89 211V215H90ZM2 214V213H1ZM0 214V215H1ZM17 214V213H16ZM26 214V213H25ZM74 214V213H73ZM79 214V213H78ZM32 216H33V214H31ZM30 215V216H31ZM46 215V214H45ZM14 216H16V215H14ZM86 215H83V218L85 217ZM240 216L242 217H244V218H246L244 215H242V214H240ZM3 217V216H2ZM25 217H26V215H25ZM29 217V216H28ZM42 217V216H41ZM88 217V216H87ZM92 217H93V213H92ZM240 217V218H241ZM0 218H1V216H0ZM4 218V217H3ZM3 218L1 219L2 221H4L5 220V218H4V220H3ZM11 218H14L13 216L11 217ZM48 218V217H47ZM247 218L245 219V222H247L246 220H247ZM7 219V218H6ZM9 219H10V217H9ZM15 219H16V217H15ZM14 219V220H15ZM24 219H26V218H24ZM38 219V218H37ZM45 219V218H44ZM91 219H94V221H91L92 223L93 222H95V221H97V222H95V224H94V227L92 228V227H90L89 229H88V227H87V224L86 223H88L87 221H90L89 220V218L88 219H86V222L84 221V226L82 225V224H80V222L78 223L76 220L77 219H74V221H72L73 219H72V217L70 216H68L67 218H66V220H65V235L64 236H62V238H61V241H60V243L57 245V247L54 249L53 248V252L55 253V254H53L52 253V255H51V253H50V249L48 248L47 249V247L48 246H45L44 248L42 247L43 246V244L45 245V243H44V241L42 240L43 238H41V241H37L36 243H34V245H33V248L36 250V252L35 253H33L32 255H31V259H30V261H28V260H25V261H23V263L22 264H86L85 263V253H86V248H87V240L89 239L88 238V236L91 234L92 235V239L94 240V242H95V244L96 245H94V248H92L93 249V251H95L96 249H104L103 247L105 246V244H106V242L108 241V239L110 238L109 236V234L110 233H112V232H108L109 230H107L108 228L107 227H105V224L103 223V222H101V220L99 219V222H98V218L96 219V217L94 216L93 218H91ZM139 219V218H138ZM137 219V217H135L134 218V216H129V218L125 221V222H123L122 223V228L121 229H117L118 231H120V233H118L117 235L118 236H122L121 238H124V239H126V243L128 242H130V241H134V240H136V239H134L135 237L136 238H138V240L137 241H139V238H142V239H144V238H146L147 237V235H148V233H149V231L145 228L146 226L145 225H143V223L141 222V221H139ZM13 220V221H14ZM17 220V219H16ZM34 220V219H33ZM46 220V219H45ZM84 220V219H83ZM243 220V218H241V221ZM12 221V220H11ZM12 221V222H13ZM52 221V220H51ZM239 221L240 220H238V223H239ZM240 221V222H241ZM42 222H43V218H42ZM47 222V221H46ZM4 223V222H3ZM2 223V224H3ZM14 223V222H13ZM73 223V224H72ZM225 223V224H226ZM237 223V224H238ZM1 224V225H2ZM5 224V223H4ZM16 224H18V223H16ZM21 224V223H20ZM19 224V225H20ZM50 224V223H49ZM224 224V223H223ZM237 224H236V227H237ZM248 224H249V222H248ZM247 224V225H248ZM5 225H8V224H5ZM42 225H44V223L42 224ZM89 225L91 226L92 224L89 222ZM48 226V225H47ZM251 226V225H250ZM14 227V226H13ZM44 227V226H43ZM224 227V226H223ZM249 227V226H248ZM19 228V227H18ZM47 228V227H46ZM45 228V229H46ZM53 228H54V226H53ZM92 228V229H91ZM235 228V227H234ZM252 227H250V229H251ZM236 229V228H235ZM249 229V228H248ZM10 230V229H9ZM50 230V229H49ZM55 230H57V229H55ZM15 231V230H14ZM14 231H12V232H14ZM28 231H29V229H28ZM27 231V232H28ZM31 231H33V230H31ZM35 231H37V229L35 230ZM226 231H228V230H225V232H224V230H223V233H229V232H226ZM230 231V230H229ZM235 231V230H234ZM233 231V232H234ZM3 232V231H2ZM9 232V231H8ZM10 232H11V230H10ZM17 232H18V230H17ZM26 232V233H27ZM39 232V231H38ZM45 232V231H44ZM7 233V232H6ZM29 233V232H28ZM31 233V232H30ZM40 233V232H39ZM38 233V234H39ZM109 233V234H108ZM8 234V233H7ZM20 234V233H19ZM33 234V233H32ZM35 234V233H34ZM222 234V233H221ZM28 235H30V234H28ZM45 235H46V237L48 236L46 233H45ZM55 235V234H54ZM57 235V234H56ZM109 235V236H108ZM225 235V234H224ZM228 235L229 234H227L226 236L228 237ZM248 235V234H247ZM14 236H15V234H14ZM26 236V235H25ZM40 236V235H39ZM16 237V236H15ZM28 237V236H27ZM26 237V238H27ZM46 237L44 238V239H46ZM49 237V236H48ZM54 238V237H53ZM53 238H51L50 240H51V242H54V241H52V239ZM219 238V237H218ZM222 237H220L219 239H221ZM224 239H226V237H223ZM235 238H237V237H235ZM25 239V238H24ZM175 239H177L178 240V238H175ZM19 240V239H18ZM23 240V239H22ZM22 240H21V242L20 243H22ZM31 240H33V239H31ZM38 240H39V238H38ZM20 241V240H19ZM57 241V240H56ZM185 241H187V240H185ZM222 241V240H221ZM224 241V240H223ZM15 242H17V241H15ZM191 242H192V244H191ZM220 242V241H219ZM12 243H14V242H11V245H12ZM49 243V241L47 242V244ZM131 243V242H130ZM134 243V242H133ZM227 243V244H228ZM54 244H56V242L54 243ZM53 243L52 244H48V245H50V246H52V245H54ZM93 244V243H92ZM142 244V243H141ZM19 243H16L15 244V246L14 247H19ZM121 246H118L120 249L122 248V243L120 244ZM133 245V244H132ZM13 246V245H12ZM21 246V245H20ZM60 246V247H59ZM92 246V245H91ZM117 247V248H118ZM127 247V246H126ZM225 247V246H224ZM8 248V247H7ZM42 248L43 249H46L47 250V252L49 251V253H50V255H48L47 254V252H44L43 250H42ZM91 248L89 247V249H90V251H91ZM13 249V248H12ZM16 249V248H15ZM119 249V251H121V250H123V249H121L120 250ZM212 249V252H213V255L212 254H210L209 253V250H211ZM8 250V249H7ZM17 250V249H16ZM98 250V251H99ZM92 251V252H93ZM98 251H95L96 252V254H97V256H96V254H95V256L94 257H98ZM0 252H2V250L0 251ZM8 252V251H7ZM6 252V253H7ZM13 252H15L14 251V249H13ZM32 252V251H31ZM94 252V253H95ZM183 250L182 249H178V250H174V251H172L171 252V255H172V257H169V254H167L166 255V253L165 252H163L162 251V249H160L159 247H157L153 242H151L150 243V245H149V248L147 249V251L146 252H143V251H139L138 253H137V255H136V264H182V262L184 261L183 260ZM9 253V252H8ZM114 253H116V250H115V252ZM117 253H118V251H117ZM224 253H225V251H224ZM2 254V253H1ZM13 254V253H12ZM15 254H16V252H15ZM101 254V253H100ZM121 255V254H120ZM123 255V254H122ZM1 256H3V255H1ZM6 255H5V253H4V256L3 257H5ZM9 255H7V257H8ZM12 255H10V257H11ZM92 256V258L93 259H95L94 261L92 260V262H91V264L93 263V264H95L96 262H98V258H94L93 257V255H91L90 254V256H88V257H91ZM115 256H116V258L118 259V257H119V254H115ZM6 257V258H7ZM121 257V256H120ZM20 258V254L19 253H17V255L16 256H13L11 259H9V260H13V261H15V263H17L18 262V259ZM212 258V259H211ZM23 259V258H22ZM26 259V258H25ZM123 258L121 257V258H119L118 260L119 261H121ZM200 260V261H199ZM201 260H203L202 262H201ZM5 261V260H4ZM12 261V263H14ZM198 261V262H197ZM209 261H208V264H209ZM1 262V264H4L5 262H3L2 263V260L0 261ZM10 262V261H9ZM199 262H201V263H199ZM12 263H10V264H12ZM105 264H106V261L104 262ZM6 264H9V263H7V261H6ZM90 264V263H89ZM97 264V263H96ZM120 264H123V263H120Z\"/></svg>",
  "mask_w": 264,
  "mask_h": 264
}]
</instances>
